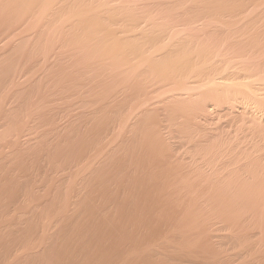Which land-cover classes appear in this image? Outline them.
I'll list each match as a JSON object with an SVG mask.
<instances>
[{
    "label": "rangeland",
    "instance_id": "rangeland-1",
    "mask_svg": "<svg viewBox=\"0 0 264 264\" xmlns=\"http://www.w3.org/2000/svg\"><path fill=\"white\" fill-rule=\"evenodd\" d=\"M36 1H34V0H26V1L25 0H21V1L20 0H0V43H2V41H3V43L0 45V72L2 74V75L0 74V84H1V86H4V87H2L3 90H4V88L7 89L4 92L3 90H1V87H0V90H1L0 92H2L4 94L3 95L2 93H0V145H1L0 146V158L1 157L3 158V156H4V158H5V156H9L8 158L7 157L5 158L6 161H5V159H3L4 161H1L2 158L0 160L1 161L0 163H3V164H0V178H2L3 179L2 181L4 182V183L0 182V183L4 184V185H2L4 187H2L0 184V189L5 190V191L3 190L2 195L0 194V202H1L0 204H3L2 206L4 207L3 208L2 206H0V210L3 211V214H2V212H0L1 213L0 216L1 217L3 216L2 218H4L2 220V218L0 217V220H2V221H0V225L2 224L3 225L2 227L5 228V229H3L0 226V229H1L0 232L4 231V233H0V241L4 245L6 244L4 246L0 243V247L2 246V248L5 250V251L1 250L2 248L0 249L1 250L0 252L3 253V255H1V258H0V264H55V263L56 264H103L102 262H104V264H107L108 261H106L105 259L108 260V258H111V260L113 262L112 261H110V262L112 264H119V263H117V262H119L118 261L119 257L123 258V260L119 259V260H121V262L123 264H124V262H125V264L126 263L136 264V262L139 264H147V263L148 264H151V263L152 264H154V263L155 264H164V261H162V260H164L163 259L164 254H170L172 257L174 256L175 258L180 259L184 262H188L190 259H191V262H194V263L196 261L200 262V260L203 256L204 257L208 256L212 259V261H211L212 264L214 262L216 264H218V263H220V264H228V263L229 264H243L244 261L242 260V258L239 259L236 256V254L239 252H242V251H244L243 253H247L246 251H248V250L247 249L244 250L241 248H238V250H237V248L232 247V245L230 243H227V242H229L227 237L232 232V227H231L232 221H230V219L232 220V217H230V216L228 217V215H226L229 213V210H226V209H229V208L224 207L222 205V203L220 202L221 198H218L216 196H215L216 198L213 197L214 194L210 193L208 189L205 190L206 189L205 186H203L201 183L194 182L193 179L191 180L190 178H193L192 175L189 178V174H191V171H192V170H189V169H191L190 164H189L190 161H192V159H194V157L195 158H202V159H200L203 162V163L200 162V165L202 166L205 162V159L207 158L206 157L203 160V157H201V155L200 156L197 155V156L193 157V155L191 153H189L190 151L195 149V147L198 145V143H197L198 141H201L204 139L203 132L201 133L198 129L195 130V128L191 127L192 124L193 125L195 124L196 120H194V118L192 119V117L189 115L188 112L183 113L182 110H174V109L172 110V108L168 107V105H165L166 108H164L165 107L164 103L167 104V102H164V100L168 96L161 95L159 97L158 94L156 95V92H155L156 89H154V88H158V86L153 88L152 86H156L155 83H153V82L143 83V85L145 86V88H144V86L142 84H139L138 77H136V74L134 75L133 73L131 74L130 72L129 73L123 72L126 75L125 76L121 70V69H123V71H124L125 67L118 65L117 60L120 58V55L118 56L119 52L121 53L122 49H124V45L126 46V43L124 44L123 41H121L122 37L124 38V36L126 34L128 36H132V35H135V32H136V34H139V32L143 33V31L148 32L150 30H155L156 27H157V29L155 31L158 33H164V31H166L167 29L169 31H172L171 30L172 26L166 27L167 25H170L168 23H171V22H173V23H171L173 26L181 29L182 27L185 28L186 26H188V24L190 25V21L192 20L194 23H196V25L194 23H192L195 26L194 25L189 26L188 32H192L194 27L197 28L196 26H200V25L204 24L202 22L208 21L207 19H210V21H213L215 19L216 20L215 22L219 21L220 23H218V24L220 25V27L222 29H225L227 27H233L234 28V24H240V23H242L241 21L244 22V23H242V25L245 28H248L252 24L256 23L257 26H259L261 24L260 26L262 27V29H264V19H263L264 18V3H263L264 0H242V1L241 0L240 1L239 0H226V1L225 0H201L202 3L200 2V0H156L157 2L154 0H150L151 3L153 1L155 2V3L153 2V4L158 3L157 5L159 7L161 6L160 8H158V6L151 4L150 2L148 3L147 0H128V1L127 0H122V1L121 0H112V1L106 0V2H105V0H103L102 3L99 0L98 1L94 0V3H93V0H84L83 3H82L83 0L82 1L80 0L81 2L76 1V0H70V1L68 0V3H67V0H61V1L60 0H58V1L54 0L55 3H54V1H51V0H41V1L36 0ZM47 1L49 4L47 3ZM113 1L116 3L118 1H120V2H118L119 7H121V6H123V7L119 8L117 5L113 6L114 4H116V3L111 4V2H113ZM32 2L34 4H32ZM50 2L53 3L54 5L53 4L50 5ZM77 2H78V4H77ZM109 2H110V4H109ZM143 2H144V4H143ZM21 3H23V4H21ZM24 3H25V5H24ZM35 3H37V4H35ZM127 3H131V6L129 4L127 5ZM163 3H164V5H163L164 7H162ZM167 3H169L171 6ZM253 3L260 5L259 7H257L258 9L256 8L257 9L256 11L253 10L254 8H250L253 5ZM44 4H45V6H44ZM101 4L102 5L106 4V5L102 6ZM148 4H149V6H148ZM165 4H167V5H165ZM244 4L245 5L247 4V6H245ZM110 5H111V7H110ZM23 6L25 9H27V8L28 9L25 10L23 8ZM43 6L45 8H47V10L45 8H43ZM55 6L58 7V9L55 8ZM63 6H64V8H63ZM68 6H70L69 9H67ZM76 6L77 7L79 6V7L77 8ZM88 6L90 8H88ZM125 6H126V8H125ZM134 6H136L137 9H136V7L134 8ZM49 7L51 10L48 9ZM52 7L55 8V10L58 12L53 10ZM80 7H81V9H80ZM96 7L97 8L102 7V9L99 8L98 9L99 11H98V10H96ZM112 7L114 8V11H112L113 10ZM130 7L132 8L131 10H130ZM174 7L177 10H175ZM183 7H185V9H187L189 11V13L187 12V10H186V12L183 11L184 10ZM86 8H87V10H86ZM103 8L107 9V10H104ZM117 8H118V10L120 9L121 14L119 13L120 11L118 12V10H116ZM161 8L164 10V12L170 10L171 12L174 11L177 13L176 14L171 13V12H168V13L165 12L164 13L163 10H161ZM193 8H195L196 12L194 11ZM197 8H199V9L196 10ZM246 8H248V9L250 8V9L248 10ZM44 9L46 10V12H43ZM72 9H73V12H72ZM135 9H136V12H135ZM141 9H143V11ZM148 9L149 10L151 9L152 11L151 10L148 11ZM4 10H5V12H4ZM65 10H67V12ZM69 10H70V12H69ZM94 10H96V11H94ZM101 10H104V11H101ZM108 10H109V12H108ZM124 10L126 12H127V10H129V11L127 13H125ZM179 10L181 11L180 13L183 12V14H186L183 16L184 18L182 17V14L180 15L178 13ZM190 10H192V12ZM204 10H206V11H204ZM259 10H260V12H259ZM21 11H22V13H23V11L24 12L26 11L25 12L26 14L24 13L25 15H21L20 14ZM90 11H92V12H90ZM153 11H155V12H153ZM193 11L195 13H193ZM200 11H201V13H200ZM202 11H203V14H202ZM16 12H18V13H16ZM40 12L42 15L38 14ZM50 12H51V14H50ZM80 12L81 13L83 12V14H81ZM85 12H87L88 15H87V13L85 15ZM89 12H90V14H89ZM95 12L97 14L99 12L100 13L97 15ZM102 12H104V13H102ZM110 12L112 14L114 13L113 15H115V16H113ZM144 12H146V13H144ZM149 12L150 13L153 12L156 16L151 15ZM252 12H253V14H252ZM2 13H4V14H2ZM13 13L17 17H15V15H13ZM63 13L66 16L68 14H70L68 16L72 17V18L69 19L68 16H67V18H66V16L64 17ZM73 13H75V14H73ZM94 13L97 15V17H96V15H94ZM122 13H123V15L124 14H126V15L122 16ZM136 13H138V14H136ZM139 13H141V15ZM187 13L189 14V16L191 15V17H189L187 15ZM197 13H200L202 16H200V14L198 15ZM60 14L62 17H64L63 19L61 18ZM78 14H81V15H78ZM109 14H110V16H109ZM127 14H130V15L128 16ZM149 14H150V16H149ZM170 14H172L171 16H173L172 20L170 19ZM177 14H179L180 16L178 15V17H177ZM194 14H195V16H194ZM213 14H214V16H213ZM259 14L262 16V19L259 18L260 17ZM49 15H51V17ZM72 15H74V16H72ZM105 15H107V16H105ZM165 15H166V17H165ZM209 15H211V16H209ZM225 15H226V17H225ZM258 15H259V17H258ZM75 16H80V18L75 17ZM88 16H89V18H88ZM100 16H102V17L100 18ZM117 16H118V19H116ZM121 16H122V18H121ZM132 16L135 17V19ZM144 16H146V17H144ZM158 16H159V18L157 19ZM174 16L176 18H174ZM54 17L57 20L62 19L61 21L65 22V25L63 23V26H65V29L62 28V30H60L62 32H59V33H61V34L58 33L59 36H57L55 40L49 41V43L47 45L49 47H52L51 48L52 50H51L46 44H44V47H46V48H43V44H39L42 40L40 42L38 40L43 39L42 42L43 43L46 42L45 37H47V34L44 33L45 35H43L44 31L41 33L42 29L44 28L43 26H45L43 24H46V23L48 24L51 21L50 19L54 18ZM83 17H85V18L83 19ZM106 17L108 19H106ZM125 17H126V19H124ZM138 17H139V19H138ZM142 17H144V18H142ZM149 17H151L152 19L150 18V20H145L146 18L149 19ZM202 17H204L205 19L204 18L202 19ZM238 17H239V19H238ZM73 18L75 20H77V19H79V20H77V22H75V20ZM81 18H82V20H81ZM93 18H96V19H93ZM102 18H104V19H102ZM164 18L165 19L167 18V19L165 20ZM177 18L184 25H182L180 23V21H178ZM188 18H189V20H188ZM195 18H196V21L193 20ZM246 18L248 19V21H246L247 20ZM7 19H8V21H7ZM43 19H44V21H41ZM48 19H49V21H48ZM64 19L66 21H68V23ZM114 19H115L114 23L117 24V22H118L119 26L118 25L116 26V24L111 22L113 24L112 25L110 23V21H108V20L113 21ZM155 19H157V24H155V22H156ZM244 19H245V21H244ZM121 20H123V21L121 22ZM128 20L129 21L132 20L133 22L129 23ZM139 20H141V21H139ZM154 20H155V22H154ZM158 20H159V22H158ZM258 20H259V22H257ZM81 21H83V22L86 21V23H83ZM95 21H97V22H95ZM150 21H153L154 23L150 22ZM199 21H202V22L199 23ZM238 21H240V22L238 23ZM80 22L82 23L81 26H83L82 28H83V30L85 29V31H83L81 26L78 25V23H80ZM91 22H93V23L91 24ZM100 22H102V23H100ZM143 22H144V24H143ZM162 22H163V24L166 22L167 25L166 24L163 25ZM247 22H249V24ZM33 23L35 25V28H34ZM123 23H125V24H123ZM137 23H138V25H137ZM176 23H179L182 26H180ZM197 23H199V25ZM245 23L248 26H246ZM257 23H259V24H257ZM38 24H40V26ZM72 24L74 26H71ZM84 24L88 25V26H84ZM96 24L98 27L96 26ZM99 24H101V25L99 26ZM107 24H108V27H107ZM122 24H123V26H122ZM130 24H132L133 27ZM154 24H155V26H154ZM76 25L79 26V27L77 26L78 29H77ZM109 25H111V26H109ZM114 25H115V28H113ZM135 25H137L136 27L138 29H136ZM140 25L141 26H147L146 28H148V29L146 30L144 28L145 30H143V28ZM94 26H96V27H94ZM120 26H122V27L118 28ZM126 26H128L129 28ZM163 26H165V28ZM192 26H194V27L190 28ZM87 27H89V28H87ZM93 27H94V29H91ZM110 27H112V28H110ZM98 28H99V30H98ZM124 28H126V30ZM149 28H150V30H149ZM162 28H163V30H161ZM10 29H11V31H10ZM12 29H13L14 33H13ZM14 29H16V30H14ZM190 29H192V30H190ZM8 30H9V32H11V34L8 33ZM121 30H124V31H122V34H121ZM82 31H83V33H81ZM88 31L91 33V36H90ZM31 32H32V34H31ZM70 32H72L73 34ZM78 32L80 34H78ZM123 32L126 34H124ZM25 33H26V35L29 33L31 36H29V34L27 36H29L30 38L32 37V38L28 39V37H25ZM93 33H96V35ZM195 33H197L199 35L201 34V32H199V31H196ZM87 34H89V35L87 36ZM127 35L125 37H127ZM203 35H206V34H203ZM16 36H18L20 39H18ZM81 36H83V37H81ZM118 36L121 37V39H119ZM3 37H8V38H6V40H5V38L3 39ZM87 37H89V39H87ZM21 38H26L25 44H24V42L22 43V41L19 42V40H21ZM110 38L112 40L115 38L114 42ZM201 38H203L205 40L207 37L201 36ZM8 39H11V41H8ZM13 39L15 40V42L13 41ZM16 40H18V42ZM49 40H52V39L50 38ZM116 40H118V41H116ZM170 40H169V42H170ZM36 41H37V43L38 42L39 43L36 44L35 43ZM108 41L111 43H108ZM4 42H8V43L4 44ZM27 42H29V43L31 42V43H35V44L32 45L30 43L31 44L30 45ZM105 42L107 43V45ZM118 42H119V44H117ZM12 43L14 45H16L17 47L12 45ZM263 43H264V40H263ZM9 44L11 47H9ZM100 44H102V46ZM108 44H110V45L108 46ZM122 44H123V46H122ZM27 45H29L31 49H33V47H35V45H36V47L32 51H30L31 49ZM98 45H100V46H98ZM111 45H113V46H111ZM117 45H120L119 48H117ZM114 46H116V47H114ZM26 47H27V50L30 51V52H28L29 55L27 53H25V52H27V50H25V52H24V54H26V62L28 61V59H30L28 62H30L31 60H32V62H30V64L27 62V64H26L25 60H23L22 63L23 64L25 63L23 65V64H21V61L19 59L20 58L23 59L24 54L22 52L14 54V52L16 53V51H18V50L24 51V49H26ZM38 47H40L41 49H38ZM98 48H100V49H98ZM101 48H102V50H101ZM5 49H7V52ZM36 49H38V50H36ZM44 49H46V50H44ZM48 49H49V51H51L52 54L50 52H49L50 54L47 53ZM105 50L106 51L110 50V51L105 52ZM116 50L118 52H115ZM6 53H7V55H5ZM13 54L15 55L14 58L10 59L13 56ZM19 54H23V57H21L22 55H19ZM45 54H47V55H45ZM17 55H19V57ZM43 55H45V58ZM95 55L97 57H95ZM116 55H117V57H116ZM16 56L18 58H16ZM46 58H48V60ZM17 59L20 62H17L16 61ZM4 60H5V62H4ZM7 60H8V62H7ZM15 61L17 63H15ZM65 63H67V64H65ZM31 64H33V66H30ZM40 64H41V66H40ZM99 64H101V65L99 66ZM104 64H106V65L104 66ZM1 65H3V66H1ZM38 66H40V67H38ZM116 66H119L120 68L121 67L122 68L119 69V67L117 68ZM11 67H13V68H11ZM16 69H17V71H16ZM118 69L120 71H118ZM65 70H67V71L64 72ZM3 71H5V72H3ZM19 71H20V73H18ZM24 71H26V72H24ZM78 71H80V74ZM108 71H110V72H108ZM12 72L13 73L15 72V73L13 74ZM120 72H121V74H120ZM4 74L5 75L8 74V75L5 76ZM16 74H18V76ZM22 74H25V76ZM123 75L125 76V79L123 78L124 77ZM7 76H8V79H7ZM59 76H60V78H59ZM130 76L131 77L134 76V77L128 78L126 80V78L130 77ZM19 77H22V78L19 79ZM112 78H113V81H112ZM35 79H37V80H35ZM131 79L133 81H129ZM3 80H5L6 82H4ZM10 80L14 81V83H11ZM17 80H19V81L17 82ZM40 80H42L43 82H38ZM123 80H126L127 83ZM30 81H32L34 83H31ZM49 81H51V82H49ZM91 81H93V82H91ZM135 81H137V82H135ZM15 82H17V83L15 84ZM43 83L49 87L44 86ZM57 83H59V84H57ZM132 83L136 86H134ZM4 84H6V85H4ZM29 84H30V86L31 85L35 86V84H36V86L35 87H30V86L28 87ZM42 84H43V86H42ZM50 85H52L53 87L50 88ZM91 85L93 86L92 88H91ZM10 86H12L13 88L12 87L10 88ZM64 87H67V88H64ZM129 87H132V88H129ZM136 87H139V88H136ZM142 87L144 90L142 89ZM35 88H37V89L39 88V89L36 90ZM42 88H44V90H40ZM151 88L153 90H151ZM15 89H16V91H15L16 94H15V92H13ZM28 89H29V91H28ZM53 89H55V90H53ZM71 89H72V91H70ZM18 90H22V93L20 94L21 91L19 92ZM56 90L60 91L61 93L64 91L65 92L62 94L60 93V95H59V94H57ZM23 91H25V92H23ZM141 91H143V92H141ZM152 91H154L155 94ZM28 92H29V95H28ZM43 92H44V94H42ZM48 92H50V93L55 92V94H52L55 97L54 96L52 97ZM71 92H72V94H71ZM151 92L154 95H156V97H154V95H152ZM35 93H38V94L36 95ZM6 94L8 97V102L6 100L7 99ZM13 94H14V96H13ZM18 94H20V95H18ZM48 94L50 97L48 96ZM140 94H142V95L139 96ZM62 95H63V97L60 98ZM46 96L49 97V98L47 97L48 100L46 99ZM56 96H58V97H56ZM145 96H146V98H145ZM151 96L154 98H151ZM32 97L33 98L35 97V98L31 99ZM139 97H140L141 102L139 101ZM21 99H23V100H21ZM28 99H30V100H28ZM40 99H43V101H41L42 103H39L40 104L39 105L38 103H36L37 102L36 100H40ZM44 99H46V100H44ZM151 99L155 100V101L151 102L150 101ZM11 100L14 103H11L12 102ZM59 100H61V101H59ZM44 101H46L47 104ZM92 101H93V103H92ZM133 101H134V103H133ZM157 101H159V102H157ZM161 101H162V103H161ZM25 102H26V104H25ZM33 102H35V104H33V106L30 105ZM38 102H40V101H38ZM67 102H69V103H67ZM23 103H24V105H22ZM86 103H87V105H86ZM131 103H133V104H131ZM148 103H150V105ZM10 104L12 106L16 107L15 108L16 113H14V111H13L14 107L12 108V106H11L12 110L9 109ZM138 104H140V105H138ZM35 105H37V106H35ZM47 105H48V107H47ZM80 105H81V107H80ZM144 105H146V106L148 105V107H146V106L144 107ZM152 105L155 106L154 110L151 109L153 107ZM138 106H141V110ZM158 106H160V108H158ZM133 108L135 110H134V112H131V109H133ZM136 108H138V109H136ZM144 108H145L146 112H144L142 110ZM150 109H151V111H149ZM168 109H169V111H168ZM212 109H214V107H212ZM220 110H223V109L219 105L215 106V110H212V113H211L212 116L211 117L213 118V121H212L213 124L211 123V125L209 127H212V128L219 127V128H226V129L233 130V127H232L233 117H232V115H230L229 113L227 115H226V113L219 115ZM119 111H120V113H118ZM135 111L136 112L138 111V112L135 113ZM155 111H157V112L159 111L160 117L163 116L164 118H167V121H164V120H166L164 118L160 119L159 116L157 115L158 113L157 112L154 113ZM167 111L170 113L171 117H169V113ZM176 111H178V112H176ZM214 111H216V112H214ZM79 112H82V113L85 112V113L82 114ZM147 112H150V113L147 114ZM179 112H180V114H179ZM50 113H52V114H50ZM95 113L96 114L98 113V117ZM129 113H131V114H129ZM139 113L140 114L145 113V114L140 116ZM171 113H173V115ZM24 114H25V116H24ZM128 114H129V116H128ZM153 114H155L154 117H152ZM182 114L183 115L185 114L184 116L187 117V118L185 117V119L187 121L185 119L183 120L182 118H179V115L182 116ZM53 115H54V117H53ZM156 115L158 116V118L156 117ZM176 115H178V117ZM187 115L190 116V118ZM215 115L217 116V118L218 117L219 118L217 119ZM224 115H226V116L224 117ZM9 116H11L10 120H8ZM139 116L143 117V118H141L142 120H140ZM148 116H150V118ZM172 116L175 118H172ZM184 116H182V117L184 118ZM213 116H215V117H213ZM23 117L27 118V120L24 119ZM28 117H30L31 119ZM43 117H45V118H43ZM15 118H17L16 121H15ZM21 118H23V120ZM156 118H157V121H155ZM168 118H170V120L173 121L174 123L170 122ZM176 118L178 120L180 119V121H182V124L187 123L186 125L183 126V127H185V129L182 127V124L181 125L177 124L179 122H177L178 120ZM19 119H20V121H18ZM32 119L34 120V122L31 121ZM144 119H146V120H144ZM151 119L152 120L155 119V120L149 121V122L147 121V120H151ZM9 121H13V122L15 121V122L10 123ZM135 121L138 122V127H136L137 125L135 124ZM142 121H143V123H142ZM189 121H190V124H188ZM56 122H58V123H56ZM79 122H81V123H79ZM162 122H164L163 127H165L166 129L162 127V125H163ZM156 123L159 125H156ZM216 123H217V125L214 126V124H216ZM222 123H223V125H221ZM30 124H34L33 126L35 127V130H33V127ZM151 124L152 125L155 124L153 126H156V128H158V126H159V129L161 128L160 130L158 129V132L155 134V136L159 135L158 139L156 136L157 140L160 139L159 138L160 136H163V138H165V136H166L165 139H162L161 141L159 140L160 142H163V144L158 143L159 141H157V140H154L155 137H154L153 133H151V131L156 132L157 130H153V128H155V127H153ZM35 125L41 126V128H39ZM125 125H126V127H125ZM149 125H151L150 126L151 129H150ZM187 125H190V126L186 127ZM230 125H231V127H230ZM24 126H26V129H24V131H22V128ZM132 126H134V127H132ZM61 127H62V129H61ZM129 127H131V128H129ZM135 127H136V129H135ZM6 129H7V131H6ZM38 129H40V131ZM162 129H164V130H162ZM167 129L169 131H170V129H172L171 131H172V133L173 132L174 133L170 134L171 131L168 133ZM173 129H174V131H173ZM180 129H181V131H180ZM186 129H188V130H186ZM98 130H99V132H98ZM148 130H149V133H148ZM20 131H21V134H20ZM131 131H133V133ZM159 131H160V133H162V131H164V132L166 131V132H165V134L163 132V135H162L159 133ZM43 132H45L46 135L43 134ZM184 132L187 136L183 134ZM7 133H8L9 139L7 137ZM41 133L43 134L42 136L45 135L46 139L43 138L44 140H40V141H39V139L36 140V138H40ZM76 133H77V135H76ZM150 133H151V135H150ZM38 134H40V135H38ZM195 134H196V136H195ZM74 135H76V137ZM132 135H133V137H132ZM171 135H173V136L175 135V138L171 137ZM191 135H193V137ZM24 136H26V137H24ZM129 136H131V137H129ZM145 136H147V137H145ZM151 136H153V137H151ZM185 136H186V138H185ZM117 138H119V139H117ZM168 138H169L168 145L171 144L169 147L167 145V139ZM173 138L175 140H173ZM191 138L193 139V141L189 140ZM138 139H141V140H138ZM151 139L156 144L152 143L153 141ZM117 140H119V141H117ZM145 140H147V141H145ZM133 141H134V143H133ZM140 141H142V143ZM148 141H150V142H148ZM189 141L192 144H190ZM31 142H32V144H31ZM91 142H93V143H91ZM129 142H132V143H129ZM193 142L196 143L197 145H195ZM17 143H19V144H17ZM178 143H180V144H178ZM44 144H47V146L46 145L44 146ZM139 144H141V145H139ZM172 144H175V145H172ZM18 145H19V147H18ZM38 145H39V147H38ZM148 145L149 146L152 145V147L149 148ZM157 145L158 146L160 145L162 148L164 147L165 150L164 149L161 150L162 148L160 146H159L160 148H158ZM176 145H178V146H176ZM32 146H36V147L32 148ZM67 146H70V147H67ZM126 146H128V147H126ZM125 147H126V149H125ZM128 148H129V150H127ZM131 148L132 149L137 148L139 150L138 152L140 153V156L136 150H135L136 151L135 152L134 149L132 150ZM99 149L101 151H99ZM113 149H115L116 151ZM154 149H156V150H154ZM157 149L161 153H158ZM167 149L169 151L172 150V152H169ZM181 149H185L186 151L181 150ZM187 149H188V152H187ZM97 150H98V152H97ZM124 150L127 152H125ZM144 150L146 152L149 151L150 152L149 155ZM175 150H176V152H175ZM32 151H35V152H32ZM177 151H180L182 153L177 152ZM14 152H16V155L13 154V156H12V153H14ZM130 153L133 154L134 156L129 155ZM142 153H143V155L141 156ZM170 153H174L176 155V158H174L175 155L172 154V159H171ZM17 154L20 156H17ZM52 154H53V156H52ZM144 156L145 157L147 156L149 158L146 157L147 159H145ZM162 156L165 158L166 161H164V163L166 162L167 165L163 164L164 159L161 158ZM168 156H169V158H168ZM181 156H182V158H181ZM184 156H186V157L184 158ZM92 157H93V159H92ZM118 157L122 158V160H124L125 162H123V161L119 162L121 159H119ZM134 157L136 159H134ZM137 158H140V160H137ZM183 158H184V160H183ZM186 158H187L188 163L186 162ZM88 160H90V163ZM174 160L176 161V162H174V165L176 167L178 166V164H181V163L183 165L185 164V166H187V165L188 166L186 168H184V166L181 164L178 167L184 168V170L183 169L179 170L178 167H177L178 170L176 169V167H175V170H173L174 169L173 162H169V161H174ZM100 161L104 162V163H101ZM128 161L132 162V164H135V165H131L130 163H126ZM145 161L150 162V164H152V165L148 164L147 162L144 163ZM183 161H185V163H183ZM83 163H85V165ZM176 163H178V164H176ZM91 164L93 165V168H92ZM168 164H169V167H168ZM170 164H172L173 169H170ZM90 165H91V167H90ZM121 165H122V167H121ZM141 166H143V168ZM203 166L205 167V169L212 168V166L210 164H208L207 161ZM1 167L3 168L2 170H1ZM148 167H149V169H148ZM165 167L168 169H166ZM188 167H189V169H187ZM113 168H114V170H113ZM138 168H140V170L142 169L141 171L143 172V174L142 173L139 174V172H141V171H138V170L135 171V169H138ZM133 169H134V171H133ZM168 171L170 172V174H172V175L175 174V175H173L171 177V175L168 173L170 175L169 176L166 173ZM75 172H77V173H75ZM133 172H135V173H133ZM9 173L14 174V175H10ZM176 173H179L182 175V177L180 176L181 179H179V174L176 177ZM4 174H6V175H4ZM58 174H59V176H58ZM106 174H108V176ZM156 174L160 175L161 177L158 176L159 177L158 178ZM185 174H187V175H185ZM7 175H9L10 177L9 176L7 177ZM116 175H118V176H116ZM137 176H139V177H137ZM183 176H186V177H183ZM173 177H174V179H178V180L174 181ZM161 178H163V179L161 180ZM184 178H185V180L187 178H189L190 179L189 181H188V179L186 180V182L188 181L189 183L185 182V184H184V181H185ZM7 180H9V181H7ZM133 180H134V182H133ZM52 181H54V182H52ZM24 182H26V183H24ZM143 183H145L146 185ZM180 183H181V187L179 185ZM190 184H191V188H189ZM175 185H177V186H175ZM101 186H103V187H101ZM174 186H175V188H174ZM45 187H46V189H45ZM179 188H180V190H179ZM193 188H194V190H193ZM30 189L32 192L34 191L33 194L31 193ZM145 189H148V190H145ZM55 190H56V192H55ZM192 190L194 191L195 194H193ZM195 190L198 193H196ZM27 191H29L30 193L28 194ZM175 191H176V193H175ZM185 191H186V193H185ZM201 191H204V192H201ZM66 192H67V194H66ZM179 192H180V195H179ZM188 192H189V195H188ZM64 193H65V195H64ZM206 193H208V194H206ZM68 194H69V196H68ZM181 195H182V197H181ZM56 196H57V198H56ZM1 197H2V199H1ZM60 197H61V199H59ZM201 197H202V199L200 200L199 198H201ZM3 198L5 201L3 200ZM8 198H10V199H8ZM181 198H183V199H181ZM70 199H71V201H70ZM210 199H212V201ZM215 200H219V201H215ZM188 201H189V203H188ZM67 202L69 203L68 206H67V204H68ZM196 202L197 203L199 202V204H197ZM211 202H213L214 204H212ZM35 203H36V206L38 204V207L35 206ZM190 203H191L192 207H191ZM201 203H203V207H202ZM70 204H71V206H70ZM187 205H189L190 207H188ZM204 205H206L208 208ZM58 206L59 207L63 206V208H65V207H68V208L58 209ZM216 207L217 208L219 207L218 209H220L221 207L222 208L224 207V209L223 210L221 209V211L223 212V214L226 213L225 216H221L223 214L219 210L217 213ZM185 208H186V210H185ZM213 208H215V209H213ZM43 210H45V211H43ZM201 210H202V212H201ZM17 211L21 215L20 214L18 215ZM40 211L41 212L43 211V213H40ZM193 211L195 214L198 212L197 214L200 216L192 213ZM65 212H67V213H65ZM25 213H26V215H25ZM63 213H64V216H65V214H67V215L64 217ZM213 213H214V215H213ZM54 214H58L59 216H56V215L53 216ZM217 214L219 216H221V218H216ZM60 215H61V217H60ZM218 215H217V217H218ZM19 216H21V217L23 216L24 218H26L25 220L28 219V221H26L24 223V221H25L24 218H23V220H24L23 221V220H21L22 218H20ZM202 217H203V219H202ZM223 217H225V218L222 219ZM87 218H88V220H87ZM204 218L205 219L210 218V220H207L205 222ZM212 218L214 221H211ZM13 219H14V221H13ZM48 219H50V220H48ZM184 220H187V221L185 222ZM227 220H229V221H227ZM57 221H58V223L56 224ZM192 221H194V222H192ZM15 222H16V224H15ZM84 222L86 223V225H84L85 224ZM4 223H6V224H4ZM192 223H193V225L196 224L198 226L195 225L193 227V225H191L192 226V228H191V226L189 224H192ZM202 223H203V225H205V227L203 225H202L203 227L200 226ZM222 223H224V224H222ZM225 223L226 224L229 223V225L228 224L226 225ZM18 224L21 227L20 226L18 227ZM29 225H30V227H29ZM41 225L43 227H41ZM47 225L49 226V228ZM45 226L49 229V231H48V229H46ZM6 227H7V230H6ZM178 227H179V230H177ZM225 227H230V228L225 229ZM26 228H27V230H26ZM33 228H34V230H33ZM182 228H184V229L182 230ZM188 229H191V230H188ZM210 229H214L215 231L210 230ZM13 230L14 231L19 230V233L21 235L17 231H15L16 232V235H15L13 233L14 232ZM38 230L40 232L43 230V232L45 234H47V236L45 234H43V237H42V233H40ZM50 230L52 231L51 233H50ZM221 230H224V231H221ZM228 230H230V231L228 232ZM183 231H186V232H183ZM85 232H86V234H85ZM178 232L179 233L181 232L182 235L179 234ZM255 232H257V231H255ZM199 233H203V235L205 237H207V241H208V243H202L201 242V246H202L203 250L205 249L204 250L205 253L202 256L199 255V251H200L199 246L200 245H198V244L197 245H190V247L184 246L182 249H187V252H189V253L186 252V255L185 254H178L177 256H175L177 254V252H175L174 249L177 247H181V246L188 243L189 240L186 239L187 237H185V236H188L189 234H194V236H198L196 234H199ZM205 233H206V235H205ZM49 234H51V235L49 236ZM216 234H218V235H216ZM20 236H22V238H20ZM183 236H184V238H183ZM51 237H53V238H51ZM74 237L77 239V241ZM221 237H223V238L225 237L226 239L225 238L221 239ZM71 238H72V240H71ZM218 238L221 239L222 241L218 240ZM31 239H32V241H31ZM208 239H210V241ZM211 239H212V241H211ZM13 240H15L14 243H12ZM51 240H53V242ZM167 241H169V243ZM181 241H182V243H181ZM56 242H57V244H56ZM214 242H217V243L221 242V243H223V245L219 244V243H218L219 244L218 245ZM44 243L47 244V246H45ZM177 243H178V246H177ZM196 243H194V244H196ZM32 244H33V246H31ZM210 244L212 246L214 245L215 249H211ZM224 244H226L227 246L226 245L224 246ZM174 245H176V246H174ZM171 246H174V247H171ZM66 247H67V249H66ZM186 247H188V248H186ZM217 247L219 249H217ZM220 247H222V248H220ZM31 248H32V250H31ZM44 248H46V249H44ZM231 248H233V250L227 251ZM146 249H148V250H146ZM153 249L156 250V252L160 251L161 254L162 253H164V254L161 255L159 252L156 253V252H154ZM208 249H210V250H208ZM12 250L14 252H12ZM56 250H58V251H56ZM136 250H139V251H136ZM223 250L224 251L226 250V251L224 252ZM17 251L19 253H20V251H22L23 254H22V252H21V254H19V253H17ZM42 251H44L43 256L45 257V261H44L45 263H43ZM129 251H131V253ZM210 251H212V252H210ZM49 252L51 255L49 254ZM207 252H209V253H207ZM2 253H0V254H2ZM6 253H9V256H8L10 259L9 263H7L8 259H7ZM80 253H82V254H80ZM87 253L90 255H88ZM149 253H151V254H149ZM11 254H13L15 256L11 257L10 256ZM24 254L27 256V259H24L25 257L21 256ZM154 254H156V255H154ZM187 254H188V256H187ZM193 254H195V255H193ZM231 254H233V255H231ZM49 255H50V259H49ZM143 255H145V256H143ZM152 255H153V257H152ZM191 255H193L194 259ZM218 255H220V256L218 257ZM224 255H226L227 258H225ZM117 256H118V259H117ZM156 256H157V258H156ZM198 256H200V257L198 258ZM221 256H222V258H221ZM263 256H264V254L254 253L251 257L249 256V258H247V260H250V262L248 264H253L252 262H254V264H264V257ZM31 257L33 258V260ZM98 257L99 258L101 257L100 259H102V257H103L105 261L100 260L102 262H99ZM129 257L132 259L134 258L133 259L134 263H133V261H129V259H130ZM137 257H139V258L137 259ZM187 257L189 258V260ZM228 257H230V258H228ZM18 258L22 261L21 263H20V260ZM38 258H39V261H38ZM213 258H214V261H213ZM261 258H262V260H261ZM11 259H14L13 262ZM116 259H117V262H116ZM139 259L141 261L145 260L147 263L145 261L143 263L142 262L140 263ZM3 260H5V261H3ZM15 260H17V261H15ZM26 260H28V262ZM224 261H226V262H224ZM85 262H87V263H85ZM110 262H109V264H111ZM122 263H120V264H122ZM194 263H190V264H194Z\"/></svg>",
    "mask_w": 264,
    "mask_h": 264
},
{
    "label": "bare ground",
    "instance_id": "bare-ground-1",
    "mask_svg": "<svg viewBox=\"0 0 264 264\" xmlns=\"http://www.w3.org/2000/svg\"><path fill=\"white\" fill-rule=\"evenodd\" d=\"M21 1V0H20ZM26 1V0H25ZM34 1H36V0H34ZM39 1H41V0H39ZM51 1H54V0H51ZM58 1V0H57ZM61 1V0H60ZM59 1V2H60ZM70 1V0H69ZM76 1H80V0H76ZM82 1V0H81ZM80 1V2H81ZM98 1V0H97ZM99 1H101V3H102V1L103 0H99ZM109 1V0H108ZM112 1V0H111ZM122 1V0H121ZM128 1V0H127ZM154 1H156V0H154ZM153 1V2H154ZM226 1V0H225ZM240 1V0H239ZM242 1V0H241ZM9 2V1H8ZM23 2V1H22ZM37 2V1H36ZM73 2V1H72ZM84 2V0L82 1V3ZM105 2H106V0H105ZM118 2H120V1H118ZM118 2L116 3V2H111V4L113 3H116V4H114L113 6H115V5H117L118 7H119V4H118ZM147 2L149 3H151V1L149 0H147ZM146 2V3H147ZM153 2L151 3V4H153ZM157 2V1H156ZM195 2V1H194ZM200 2H201V0H200ZM231 2V1H230ZM262 2V1H261ZM2 3V2H1ZM19 3V2H18ZM47 3H48V1H47ZM54 3H55V1H54ZM67 3H68V0H67ZM93 3H94V0H93ZM92 3V4H93ZM96 3V2H95ZM104 3V2H103ZM140 3V2H139ZM155 3V2H154ZM165 3V2H164ZM164 3L162 4V7H164L163 5H164ZM191 3V2H190ZM202 3V2H201ZM204 3V2H203ZM217 3V2H216ZM241 3V2H240ZM239 3V4H240ZM264 3V2H263ZM12 4V3H11ZM21 4H23V3H21ZM29 4V3H28ZM32 4H34L33 2H32ZM35 4H37V3H35ZM49 4V3H48ZM47 4V5H48ZM53 3H51L50 2V5H52ZM57 4V3H56ZM70 4V3H69ZM68 4V5H69ZM72 4V3H71ZM77 4H78V2H77ZM76 4V5H77ZM85 4V3H84ZM87 4V3H86ZM91 4V3H90ZM109 4H110V2H109ZM108 4V5H109ZM130 5L131 6V3H127V5ZM143 4H144V2H143ZM158 4V3H157ZM157 4H153V5H155V6H158ZM167 4H169V3H167ZM167 4H165V5H167ZM189 4V3H188ZM248 4V3H247ZM247 4L245 5V6H247ZM24 5H25V3H24ZM54 5V4H53ZM58 5V4H57ZM75 5V4H74ZM81 5V4H80ZM102 5V4H101ZM106 5V4H105ZM104 4L102 5V6H105ZM121 5V4H120ZM126 5V6H127ZM146 5V4H145ZM152 5V6H153ZM170 5V4H169ZM219 5V4H218ZM27 6V5H26ZM38 6V5H37ZM44 6H45V4H44ZM43 6V8H45ZM82 6V5H81ZM85 6V5H84ZM87 6V5H86ZM126 6H125V8H126ZM148 6H149V4H148ZM147 6V7H148ZM171 6V5H170ZM173 6V5H172ZM260 5L258 4H254L253 3V5L250 7V8H254L253 10H257L258 8L257 7H259ZM2 7V6H1ZM47 7V6H46ZM69 7L70 6H68V8L67 9H69ZM75 7V6H74ZM77 7V6H76ZM79 7V6H78ZM77 7V8H78ZM109 7V6H108ZM110 7H111V5H110ZM109 7V8H110ZM121 7H123V6H121ZM121 7H119V8H121ZM136 6H134V8H135ZM140 7V6H139ZM143 7V6H142ZM146 7V6H145ZM161 7V6H160ZM159 6H158V8H160ZM186 7V6H185ZM185 7H183V11H185L186 12V10L187 9H185ZM241 7V6H240ZM23 8H24V6H23ZM30 8V7H29ZM53 8V7H52ZM55 8H57L58 9V7H56L55 6ZM55 8H53V10H55ZM63 8H64V6H63ZM73 8V7H72ZM88 8H90L89 6H88ZM99 8H101L102 9V7H99ZM99 8H97L96 7V10H98ZM105 8V7H104ZM103 8V9H104ZM149 8V7H148ZM152 8V7H151ZM154 8V7H153ZM157 8V9H158ZM168 8V7H167ZM175 8V7H174ZM179 8V7H178ZM187 8V7H186ZM236 8V7H235ZM249 8V9H250ZM257 8V9H256ZM5 9V8H4ZM19 9V8H18ZM25 9V8H24ZM28 9V8H27ZM27 9H25V10H27ZM31 9V8H30ZM46 10H47V8H45ZM44 9V10H45ZM48 9H50V7L48 8ZM76 9V8H75ZM74 9V10H75ZM80 9H81V7H80ZM92 9V8H91ZM111 9V8H110ZM112 11H114V8L112 7ZM129 9V8H128ZM132 8L130 7V10H131ZM136 9H137V7H136ZM136 9H135V12H136ZM155 9V8H154ZM169 9V8H168ZM192 9V8H191ZM194 9V11H195V8H193ZM199 8H197L196 10H198ZM246 9H248V8H246ZM248 9V10H249ZM263 9V8H262ZM43 10V12H46V10L44 11ZM51 10V9H50ZM71 10V9H70ZM70 10H69V12H70ZM83 10V9H82ZM86 10H87V8H86ZM96 10H94V11H96ZM104 10H107V9H104ZM104 10H101V11H104ZM116 10H118V8L116 9ZM142 11H143V9H141ZM146 10V9H145ZM151 10V9H150ZM149 9H148V11H150ZM161 10H163L162 8H161ZM174 10V9H173ZM175 10H177L176 8H175ZM230 10V9H229ZM239 10V9H238ZM3 11V10H2ZM20 11V10H19ZM33 11V10H32ZM31 11V12H32ZM36 11V10H35ZM49 11V10H48ZM56 11V10H55ZM66 12H67V10H65ZM99 11V10H98ZM120 11V9L118 10V12ZM129 10H127V12H128ZM152 11V10H151ZM156 11V10H155ZM155 11H153V12H155ZM191 12H192V10H190ZM193 11V13H195ZM204 11H206V10H204ZM4 12H5V10H4ZM26 12V11H25ZM24 11H23V13H22V11L20 12V14L21 15H25L26 13H25ZM53 12V11H52ZM56 12H58V11H56ZM72 12H73V9H72ZM84 12V11H83ZM83 12L81 13V14H83ZM90 12H92V11H90ZM90 12H89V14H90ZM107 12V11H106ZM108 12H109V10H108ZM107 12V13H108ZM124 12L125 13H127L125 10H124ZM139 12V11H138ZM147 12V11H146ZM146 12H144V13H146ZM152 12V13H153ZM158 12V11H157ZM162 12V11H161ZM163 12H164V10H163ZM166 13H168V12H171L170 10H168V11H165ZM164 12V13H165ZM181 11L179 10V14L181 15L182 14V17L184 16V15H186V14H183V12L182 13H180ZM187 12L189 13V11L187 10ZM208 12V11H207ZM216 12V11H215ZM249 12V11H248ZM259 12H260V10H259ZM16 13H18V12H16ZM25 13V14H24ZM34 13V12H33ZM55 13V12H54ZM62 13V12H61ZM86 13L87 12H85V15H86ZM96 13V12H95ZM94 13V15H96ZM100 13V12H99ZM98 13V14H99ZM102 13H104V12H102ZM106 13V14H107ZM111 13V12H110ZM120 14H121V11L119 12ZM143 13V14H144ZM150 13V12H149ZM152 13H150L151 15H155L154 13L152 14ZM171 13H177V12H174V11H172ZM187 13V15L189 16V14ZM200 13H201V11H200ZM200 13H197L198 15L200 14ZM213 13V12H212ZM2 14H4V13H2ZM19 14V15H20ZM38 14H40V15H42L41 14V12L40 13H38ZM37 14V15H38ZM46 14V13H45ZM50 14H51V12H50ZM64 14V13H63ZM73 14H75V13H73ZM81 14H78V15H81ZM97 14V15H98ZM112 14V13H111ZM114 14V13H113ZM112 14V15H113ZM117 14V13H116ZM119 14V15H120ZM136 14H138V13H136ZM140 15H141V13H139ZM150 14H149V16H150ZM159 14V13H158ZM162 14V13H161ZM179 14H177V17H178V15ZM192 14V13H191ZM202 14H203V11H202ZM211 14V13H210ZM220 14V13H219ZM231 14V13H230ZM251 14V13H250ZM252 14H253V12H252ZM251 14V15H252ZM9 15V14H8ZM13 15H15L14 13H13ZM12 15V16H13ZM18 15V16H19ZM30 15V14H29ZM36 15V16H37ZM47 15V14H46ZM57 15V14H56ZM68 15H70V14H68ZM67 15V16H68ZM77 15V14H76ZM87 15H88V13H87ZM93 15V16H94ZM97 15H96V17H97ZM126 14H124L123 15V13H122V16H125ZM128 16L130 15V14H127ZM139 15V16H140ZM148 15V14H147ZM168 15V14H167ZM172 14H170V19L172 20V17L173 16H171ZM179 15V16H180ZM193 15V14H192ZM212 15V14H211ZM211 15H209V16H211ZM260 15V14H259ZM259 15H258V17H259ZM10 16V15H9ZM8 16V17H9ZM50 17H51V15H49ZM48 16V17H49ZM53 16V15H52ZM60 16H61V14H60ZM66 15L64 14V17H65ZM67 16H66V18H67ZM72 16H74V15H72ZM83 16V15H82ZM105 16H107V15H105ZM109 16H110V14H109ZM113 16H115V15H113ZM122 16H121V18H122ZM137 16V15H136ZM152 16V17H153ZM156 16V15H155ZM160 16V15H159ZM159 16L157 17V19L159 18ZM164 16V15H163ZM194 16H195V14H194ZM197 16V15H196ZM200 16H202L201 14H200ZM206 16V15H205ZM213 16H214V14H213ZM249 16V15H248ZM247 16V17H248ZM15 17H17L16 15H15ZM40 17V16H39ZM38 17V18H39ZM44 17V16H43ZM47 17V18H48ZM57 17V16H56ZM64 17H62L61 16V18L63 19ZM69 17V16H68ZM75 17H78V18H80V16H75ZM74 17V18H75ZM92 17V16H91ZM102 16H100V18H101ZM133 17V16H132ZM131 17V18H132ZM144 17H146V16H144ZM144 17H142V18H144ZM165 17H166V15H165ZM169 17V16H168ZM186 17V16H185ZM189 17H191V15L189 16ZM225 17H226V15H225ZM42 18V17H41ZM46 18V17H45ZM70 18H72V17H69V19ZM73 18V19H74ZM85 17H83V19H84ZM88 18H89V16H88ZM105 18V17H104ZM104 18H102V19H104ZM113 18V17H112ZM116 18V17H115ZM128 18V17H127ZM134 19H135V17H133ZM141 18V17H140ZM150 18L151 17H149V19H145V20H150ZM174 18H176L175 16H174ZM180 18V17H179ZM184 18V17H183ZM187 18V17H186ZM197 18V17H196ZM196 18L195 19H193V20H195L196 21ZM204 17H202V19H203ZM213 18V17H212ZM228 18V17H227ZM249 18V17H248ZM254 18V17H253ZM260 19H262V16L260 15V17H259ZM62 19H60V20H57V19H55V17L54 18H51L50 20V22L46 25V24H43V25H45V26H43L44 28V30L42 29V31H41V33L43 32V35H45V34H47V37H45L46 39H45V43H43L42 41H43V39H37L39 42V44H43V48H46V47H44V44H48L49 43V41H53V40H55L56 39V37L57 36H59L58 35V33L59 32H62V31H60V30H62V28H64L65 29V26H63V23H64V25H65V22L64 21H61ZM76 19V18H75ZM74 19V20H75ZM93 19H96V18H93ZM98 19V18H97ZM101 19V20H102ZM106 19H108L107 17H106ZM105 19V20H106ZM111 19V18H110ZM116 19H118V16H117V18ZM124 19H126V17L124 18ZM123 19V20H124ZM129 19V18H128ZM138 19H139V17H138ZM137 19V20H138ZM152 19V18H151ZM157 19H155L156 20V22H155V20H154V22H155V24H157ZM161 19V18H160ZM165 19V18H164ZM163 19V20H164ZM167 19V18H166ZM165 19V20H166ZM178 19V18H177ZM192 19V18H191ZM201 19V20H202ZM205 19V18H204ZM207 19V18H206ZM224 19V18H223ZM238 19H239V17H238ZM241 19V18H240ZM247 19V18H246ZM264 19V18H263ZM15 20V19H14ZM34 20V19H33ZM39 20V19H38ZM65 20V19H64ZM77 20H79V19H77ZM77 20H75V22H77ZM81 20H82V18H81ZM86 20V19H85ZM90 20V19H89ZM123 20H121V22L123 21ZM174 20V19H173ZM185 20V19H184ZM188 20H189V18H188ZM208 21H204V22H202V21H199V23L200 22H202V23H204V24H202V25H200V26H196L197 28H195L194 26L196 25V23H194L192 20L190 21V25L188 24V26H186L185 28H178V27H175V26H173L171 23H173V22H171V23H168V24H170V25H167V23L165 22L164 24H166L165 26L166 27H168V26H172L171 28V30L172 31H169L168 29L166 30V31H164V33H158V32H156L155 30L157 29V27H156V29L155 30H150V28H149V30L150 31H143V30H147L148 28H146L147 26H141L142 28H143V33L141 32H139V34H136V32H135V35H132V36H128L126 33H124V34H126L127 35V37H125L124 36V38L122 37V39H121V37H119L118 36V38L119 39H121V41H123V43L125 44L126 43V46L124 45V49H122L121 47V49H122V51H121V53L119 52V54H118V56L120 55V58L117 60L118 62V65H120V66H124L125 68H124V71H123V69H121L119 66H116L117 68L119 67V69H121L122 70V73L124 72V73H133L134 75L136 74V77H138V81H139V84H142L143 85V83H146V82H153V83H155V85L156 86H152L153 88L154 87H157L158 86V88H154V89H156V95L158 94L159 95V97L161 96V95H165V96H168L165 100H164V102H167V104H165L164 103V106L165 105H168V107H171L172 108V110L174 109V110H182L183 111V113H185V112H188L189 113V115L192 117V119L194 118V120H196V122H195V124L193 125L192 123V125H191V127H193V128H195V130L196 129H198L201 133L203 132V137H204V139L203 140H201V141H198L197 143H198V145L196 144V143H194L195 145H197L196 147H195V149L194 150H192V151H190L189 153H191L192 155H193V157L194 156H197V155H201V157H203V160L205 159V162H204V164L206 163V161H207V163L208 164H210L211 166H212V168H210V169H205V167L203 168L201 165H200V162L201 163H203L200 159H202V158H195L194 157V159H192V161H190V168L191 169H189V167L187 168V169H189V170H192L191 171V174H189V178H190V176L192 175L193 176V178H190L191 180L193 179V181L194 182H199V183H201L203 186H205V190H209V192L210 193H213L214 194V196L213 197H218V198H221L220 200V202L222 203V205L224 206V207H228L229 209H226V210H229V213L228 214H226V215H228V217L230 216V217H232V220L230 219V221H232V223H231V227H232V232L230 233V235L227 237V239L229 240V242H227V243H230L231 245H232V247H234V248H237V250H238V248H241V249H247L248 251H246L247 253H243L244 251H242V252H239V253H237L236 254V256L240 259V258H242V260L244 261V263L245 264H248L249 262H250V260H247V258H249V256L251 257L254 253H261V254H264V43H263V40H264V29H262V27L259 25V26H257L256 25V23H254V24H252L250 27H248V28H245L243 25H242V23H244L243 21H241L242 23H240V24H234V28L233 27H227V28H225V29H222L221 27H220V25L218 24V23H220L219 21H217V22H215L216 20L214 19L213 21H210V19H207ZM221 20V19H220ZM7 21H8V19H7ZM27 21V20H26ZM40 21V20H39ZM41 21H44V19L43 20H41ZM48 21H49V19H48ZM66 21V20H65ZM103 21V20H102ZM108 21H110V23L111 22H113L114 23V21H115V19L113 20V21H111V20H108ZM117 21V20H116ZM119 21V20H118ZM129 21V20H128ZM139 21H141V20H139ZM144 21V20H143ZM169 21V20H168ZM167 21V22H168ZM178 21H180L179 19H178ZM240 21H238V23L240 22ZM244 21H245V19H244ZM246 21H248V19L246 20ZM13 22V21H12ZM38 22V21H37ZM67 23H68V21H66ZM74 22V21H73ZM79 22V21H78ZM81 22H83V21H81ZM78 23V25H80L81 26V24L82 23ZM90 22V21H89ZM95 22H97V21H95ZM99 22V21H98ZM126 22V21H125ZM132 23L133 21L131 20V21H129V23ZM145 22V21H144ZM144 22H143V24H144ZM150 22H153V21H150ZM153 22V23H154ZM158 22H159V20H158ZM161 22V21H160ZM177 22V21H176ZM207 22V23H206ZM257 22H259V20L257 21ZM83 23H86V21L85 22H83ZM88 23V22H87ZM93 22H91V24H92ZM100 23H102V22H100ZM105 23V22H104ZM180 23H181V21H180ZM192 23H194V24H192ZM199 23H197L198 25H199ZM206 23V24H205ZM248 24H249V22H247ZM261 23V22H260ZM3 24V23H2ZM37 24V23H36ZM71 24V23H70ZM69 24V25H70ZM74 24V23H73ZM71 25V26H74V25ZM77 24V23H76ZM112 24V23H111ZM114 24H116V23H114ZM123 24H125V23H123ZM123 24H122V26H123ZM127 24V23H126ZM142 24V25H143ZM150 24V23H149ZM155 24H154V26H155ZM162 24H163V22H162ZM163 24V25H164ZM176 24H178V25H180L179 23H176ZM182 24V23H181ZM232 24V23H231ZM257 24H259V23H257ZM33 25H34V23H33ZM39 26H40V24H38ZM37 25V26H38ZM78 25H76V27L78 26ZM95 25V24H94ZM101 24H99V26H100ZM113 25V24H112ZM118 25V22H117V24H116V26ZM130 25H132V24H130ZM137 25H138V23H137ZM137 25H135V27L137 26ZM153 25V24H152ZM160 25V24H159ZM158 25V26H159ZM175 25V24H174ZM182 25H184V24H182ZM182 25H180V26H182ZM186 25V24H185ZM191 25H194V26H192V27H190V28H193V31L192 32H188V30H189V26H191ZM245 25L246 26H248L246 23H245ZM68 26V25H67ZM84 26H88V25H85L84 24ZM90 26V25H89ZM96 26H97V24H96ZM96 26H94V27H96ZM104 26V25H103ZM109 26H111V25H109ZM119 26V25H118ZM122 26H120V27H118V28H121ZM129 26V25H128ZM128 26H126V27H128ZM139 26V27H140ZM150 26V25H149ZM162 26V25H161ZM165 26H163L164 28H165ZM177 26V25H176ZM79 27V26H78ZM78 27H77V29H78ZM83 26H81V28H82ZM94 27L93 28H91V29H94ZM98 27V26H97ZM107 27H108V24H107ZM113 27V26H112ZM112 27H110V28H112ZM132 27H133V25H132ZM160 27V26H159ZM34 28H35V25H34ZM80 28V29H81ZM87 28H89V27H87ZM100 28V27H99ZM99 28H98V30H99ZM109 28V29H110ZM113 28H115V25H114V27ZM117 28V29H118ZM129 28V27H128ZM145 28V29H144ZM17 29V28H16ZM16 29H14V30H16ZM70 29V28H69ZM125 30H126V28H124ZM136 29H138L137 27H136ZM7 30V29H6ZM20 30V29H19ZM38 30V29H37ZM82 30H83V28H82ZM88 30V29H87ZM103 30V29H102ZM112 30V29H111ZM115 30V29H114ZM113 30V31H114ZM119 30V29H118ZM128 30V29H127ZM134 30V29H133ZM132 30V31H133ZM140 30V31H141ZM161 30H163V28L161 29ZM190 30H192V29H190ZM195 30V31H194ZM10 31H11V29H10ZM12 31H13V29H12ZM29 31V30H28ZM76 31V30H75ZM83 31H85V29L83 30ZM83 31L81 32V33H83ZM93 31V30H92ZM122 31H124V30H121V34H122ZM131 31V30H130ZM129 31V32H130ZM136 31V30H135ZM159 31V30H158ZM196 31H199V32H201V34L203 33V34H206V35H199V34H197V33H195ZM17 32V31H16ZM39 32V31H38ZM89 32V31H88ZM103 32V31H102ZM106 32V31H105ZM127 32V31H126ZM160 32V31H159ZM6 33V32H5ZM8 33L9 34H11V32H9V30H8ZM13 33H14V31H13ZM22 33V32H21ZM40 33V32H39ZM40 33V34H41ZM45 33V34H44ZM70 33H72V32H70ZM114 33V32H113ZM134 33V32H133ZM138 33V32H137ZM29 34V33H28ZM27 34V35H28ZM31 34H32V32H31ZM59 34H61V33H59ZM73 34V33H72ZM77 34V33H76ZM78 34H80L79 32H78ZM86 34V33H85ZM89 34H90V36H91V33L89 32ZM89 34H87V36L89 35ZM93 34H95L96 35V33H93ZM112 34V33H111ZM116 34V33H115ZM119 34V33H118ZM131 34V33H130ZM22 35V34H21ZM26 35V33H25V37H28V39L30 38L29 36H31L30 34H29V36H27ZM84 35V34H83ZM109 35V34H108ZM113 35V34H112ZM33 36V35H32ZM40 36V35H39ZM76 36V35H75ZM201 36L203 37V36H206L207 38L204 40L203 38H201ZM18 39H20L18 36H16ZM15 37V38H16ZM44 37V36H43ZM81 37H83V36H81ZM5 38V40H6V38H8V37H3V39ZM32 38V37H31ZM30 38V39H31ZM52 39V40H49V39ZM85 38V37H84ZM112 38V37H111ZM110 38V39H111ZM171 40H170V39ZM205 38V37H204ZM2 39V40H3ZM80 39V38H79ZM86 39V38H85ZM87 39H89V37H87ZM108 39V38H107ZM115 39V38H114ZM114 39L112 40L113 42H114ZM170 40V42H169V40ZM25 40H26V38H21V40H19V42L20 41H22V43L24 42V44H25ZM59 40V39H58ZM70 40V39H69ZM106 40V39H105ZM104 40V41H105ZM109 40V39H108ZM110 40V41H111ZM8 41H11V39H8ZM13 41L15 42V40L13 39ZM17 42H18V40H16ZM33 41V40H32ZM66 41V40H65ZM81 41V40H80ZM88 41V40H87ZM107 41V40H106ZM116 41H118V40H116ZM34 42V41H33ZM60 42V41H59ZM79 42V41H78ZM2 43H3V41H2ZM2 43H0V45L2 44ZM8 42H4V44H7ZM27 43H29V42H27ZM31 43V42H30ZM29 43V44H30ZM36 44H38L37 43V41L35 42ZM35 43H31L32 45L33 44H35ZM52 43V42H51ZM106 43V42H105ZM108 43H111V42H109L108 41ZM30 44V45H31ZM104 44V43H103ZM113 44V43H112ZM115 44V43H114ZM117 44H119V42L117 43ZM121 44V43H120ZM12 45H14L13 43H12ZM45 45V46H46ZM101 46H102V44H100ZM100 45H98V46H100ZM105 45V44H104ZM106 45H107V43H106ZM110 44H108V46H109ZM4 46V45H3ZM8 46V45H7ZM15 47H17L16 45H14ZM29 48H30V46L29 45H27ZM48 46V45H47ZM54 46V45H53ZM111 46H113V45H111ZM119 46L120 45H117V48H119ZM122 46H123V44H122ZM9 47H11L10 46V44H9ZM20 47V46H19ZM35 47H36V45H35ZM35 47H33V49L35 48ZM49 47V46H48ZM114 47H116V46H114ZM3 48V47H2ZM50 49L52 48V47H49ZM57 48V47H56ZM116 48V49H117ZM31 49V48H30ZM33 49H31L30 51H32ZM38 49H41L40 47H38ZM38 49H36V50H38ZM98 49H100V48H98ZM110 49V48H109ZM6 50V52H7V49H5ZM25 50H27V47H26V49H24V51L23 50H18V51H16V53L14 52V54H17V53H19V52H22L23 54H24V52H25ZM44 50H46V49H44ZM52 50V49H51ZM67 50V49H66ZM101 50H102V48H101ZM29 50H27V52H25V53H27L28 55H29V53L28 52H30ZM108 51V50H107ZM106 50H105V52H107ZM110 51V50H109ZM108 51V52H109ZM114 51V50H113ZM45 52V51H44ZM51 53V51H49V49H48V51H47V53L48 54H50ZM53 52V51H52ZM104 52V51H103ZM102 52V53H103ZM115 52H118L117 50L115 51ZM4 53V52H3ZM43 53V52H42ZM54 53V52H53ZM56 53V52H55ZM64 53V52H63ZM13 54V56L10 58V59H12V58H14V55ZM23 54H19V55H22L21 57H23ZM52 54V53H51ZM58 54V53H57ZM65 54V53H64ZM116 54V53H115ZM5 55H7V53L5 54ZM19 55H17L18 57H19ZM27 55V56H28ZM33 55V54H32ZM31 55V56H32ZM45 55H47V54H45ZM45 55H43L44 56V58H45ZM55 55V54H54ZM68 55V54H67ZM108 55V54H107ZM106 55V56H107ZM16 56V58H18ZM61 56V55H60ZM115 56V55H114ZM95 57H97L96 55H95ZM116 57H117V55H116ZM25 58V59H24ZM33 58V57H32ZM49 58V57H48ZM48 58H46L47 60H48ZM66 58V57H65ZM22 58H20L19 60L21 61V64H23L22 62H23V60H25V63L27 64V62L30 60V59H28V61L26 62V54H24V57H23V59L21 60ZM39 59V58H38ZM42 59V58H41ZM40 59V60H41ZM59 59V58H58ZM57 59V60H58ZM15 60V59H14ZM43 60V59H42ZM116 60V59H115ZM17 62H20V61H18V59L16 60ZM15 61V63H17ZM4 62H5V60H4ZM7 62H8V60H7ZM13 62V61H12ZM30 62H32V60L30 61ZM30 62H28L29 64H30ZM37 62V61H36ZM57 62V61H56ZM98 62V61H97ZM24 63V64H25ZM39 63V62H38ZM58 63V62H57ZM56 63V64H57ZM116 63V64H117ZM23 64V65H24ZM42 64V63H41ZM41 64H40V66H41ZM55 64V65H56ZM65 64H67V63H65ZM109 64V63H108ZM115 64V65H116ZM5 65V64H4ZM101 64H99V66H100ZM106 64H104V66H105ZM1 66H3V65H1ZM27 66V65H26ZM30 66H33V64H31ZM40 66H38V67H40ZM70 66V65H69ZM108 66V65H107ZM7 67V66H6ZM21 67V66H20ZM36 67V66H35ZM55 67V66H54ZM115 67V66H114ZM11 68H13V67H11ZM104 68V67H103ZM29 69V68H28ZM60 69V68H59ZM70 69V68H69ZM112 69V68H111ZM118 69V71H120ZM15 70V69H14ZM80 70V69H79ZM113 70V69H112ZM16 71H17V69H16ZM29 71V70H28ZM55 71V70H54ZM67 70H65L64 72H66ZM117 71V72H118ZM3 72H5V71H3ZM24 72H26V71H24ZM31 72V71H30ZM79 72V74H80V71H78ZM108 72H110V71H108ZM13 73V72H12ZM15 73V72H14ZM13 73V74H14ZM18 73H20V71L18 72ZM45 73V72H44ZM107 73V72H106ZM123 73V74H124ZM0 74H1V72H0ZM112 74V73H111ZM118 74V73H117ZM120 74H121V72H120ZM2 75V74H1ZM5 75V74H4ZM6 75H8V74H6ZM5 75V76H6ZM17 76H18V74H16ZM22 75H24L25 76V74H22ZM44 75V74H43ZM51 75V74H50ZM95 75V74H94ZM125 75V74H124ZM123 75V76H124ZM27 76V75H26ZM34 76V75H33ZM62 76V75H61ZM74 76V75H73ZM76 76V75H75ZM101 76V75H100ZM126 76V75H125ZM125 76L123 77L124 79H125ZM3 77V76H2ZM23 77V76H22ZM22 77H19V79L20 78H22ZM39 77V76H38ZM43 77V76H42ZM46 77V76H45ZM44 77V78H45ZM51 77V76H50ZM83 77V76H82ZM132 77H134V76H132ZM131 76L130 77H127L126 78V80L128 79V78H132ZM135 77V78H136ZM43 78V79H44ZM58 78V77H57ZM59 78H60V76H59ZM75 78V77H74ZM73 78V79H74ZM102 78V77H101ZM109 78V77H108ZM117 78V77H116ZM119 78V77H118ZM134 78V79H135ZM7 79H8V76H7ZM10 79V78H9ZM48 79V78H47ZM50 79V78H49ZM99 79V78H98ZM122 79V78H121ZM35 80H37V79H35ZM34 80V81H35ZM54 80V79H53ZM96 80V79H95ZM106 80V79H105ZM126 80H123V81H125L126 83H127V81ZM4 82H6L5 80H3ZM11 81V83H14V81H12V80H10ZM19 80H17V82H18ZM33 81V80H32ZM32 81H30L31 83H34V82H32ZM107 81V80H106ZM111 81V80H110ZM112 81H113V78H112ZM129 81H133L132 79L131 80H129ZM17 82H15V84L17 83ZM38 82H43L42 80H40V81H38ZM49 82H51V81H49ZM56 82V81H55ZM91 82H93V81H91ZM135 82H137V81H135ZM20 83V82H19ZM61 83V82H60ZM75 83V82H74ZM85 83V82H84ZM37 84V83H36ZM36 84H35V86H36ZM44 84V83H43ZM43 84H42V86H43ZM53 84V83H52ZM57 84H59V83H57ZM56 84V85H57ZM65 84V83H64ZM119 84V83H118ZM133 84V83H132ZM138 84V85H139ZM4 85H6V84H4ZM49 85V84H48ZM77 85V84H76ZM96 85V84H95ZM134 85V84H133ZM137 85V86H138ZM8 86V85H7ZM27 86V85H26ZM30 86V84L28 85V87ZM35 86H30V87H35ZM44 86H46V87H49V86H47L46 84H44ZM97 86V85H96ZM121 86V85H120ZM130 86V85H129ZM134 86H136V85H134ZM140 86V85H139ZM144 86V85H143ZM0 87H1V90H3L2 89V87H4V86H1V84H0ZM12 86H10V88H11ZM41 87V86H40ZM53 86L52 85H50V88H52ZM93 86L91 85V88H92ZM9 88V87H8ZM13 88V87H12ZM64 88H67V87H64ZM89 88V87H88ZM95 88V87H94ZM129 88H132V87H129ZM136 88H139V87H136ZM144 88H145V86H144ZM150 88V87H149ZM148 88V89H149ZM36 90H38L37 88H35ZM59 89V88H58ZM57 89V90H58ZM61 89V88H60ZM83 89V88H82ZM125 89V88H124ZM142 89H143V87H142ZM141 89V90H142ZM0 90V91H1ZM5 90H7V89H5L4 88V92H5ZM40 90H44V88H42V89H40ZM53 90H55V89H53ZM56 90V91H57ZM64 90V89H63ZM94 90V89H93ZM133 90V89H132ZM144 90V89H143ZM146 90V89H145ZM151 90H153L152 88H151ZM150 90V91H151ZM16 91V89L13 91V92H15ZM19 92H20V94L22 93V90H18ZM26 91V90H25ZM25 91H23V92H25ZM28 91H29V89H28ZM70 91H72V89L70 90ZM69 91V92H70ZM74 91V90H73ZM134 91V90H133ZM154 91H152V92H154ZM18 92V93H19ZM65 92V91H64ZM64 92H62V93H64ZM85 92V91H84ZM87 92V91H86ZM135 92V91H134ZM141 92H143V91H141ZM151 92V94L152 95H154L155 94V92H154V94ZM0 93H2V92H0ZM7 93V92H6ZM12 93V92H11ZM39 93V92H38ZM38 93H35L36 95L38 94ZM52 97L54 96V95H52V94H55V92H53V93H50V92H48ZM60 91H57V94H59L60 95ZM61 93V94H62ZM116 93V92H115ZM138 93V92H137ZM136 93V94H137ZM3 94V93H2ZM1 94V95H2ZM15 94H16V92H15ZM20 94H18V95H20ZM27 94V93H26ZM42 94H44V92L42 93ZM49 94H48V96H49ZM71 94H72V92H71ZM70 94V95H71ZM106 94V93H105ZM120 94V93H119ZM130 94V93H129ZM4 95V94H3ZM2 95V96H3ZM28 95H29V92H28ZM78 95V94H77ZM99 95V94H98ZM142 94H140L139 96H141ZM149 95V94H148ZM156 95H154V97H156ZM13 96H14V94H13ZM40 96V95H39ZM38 96V97H39ZM42 96V95H41ZM48 96H46V99L48 100V98L50 97H48ZM85 96V95H84ZM135 96V95H134ZM6 97H7V94H6ZM48 97V98H47ZM55 97V96H54ZM56 97H58V96H56ZM63 97V95L60 97V98H62ZM154 97H152L151 96V98H154ZM13 98V97H12ZM35 98V97H34ZM33 97L31 98V99H34ZM145 98H146V96H145ZM46 99H44V100H46ZM71 99V98H70ZM73 99V98H72ZM98 99V98H97ZM113 99V98H112ZM142 99V98H141ZM7 102H8V97H7ZM21 100H23V99H21ZM28 100H30V99H28ZM67 100V99H66ZM92 100V99H91ZM134 100V99H133ZM143 100V99H142ZM147 100V99H146ZM12 101V100H11ZM33 101V100H32ZM31 101V102H32ZM35 101V100H34ZM37 102L36 103H42L41 101H43V99H40V100H36ZM38 101H40V102H38ZM59 101H61V100H59ZM70 101V100H69ZM135 101V100H134ZM134 101H133V103H134ZM139 101H140V97H139ZM151 102L152 101H155V100H150ZM10 102V101H9ZM27 102V101H26ZM26 102H25V104H26ZM45 103H46V101H44ZM48 102V101H47ZM55 102V101H54ZM72 102V101H71ZM137 102V101H136ZM141 102V101H140ZM150 102V103H151ZM157 102H159V101H157ZM11 103H14L13 101L11 102ZM67 103H69V102H67ZM92 103H93V101H92ZM105 103V102H104ZM133 103H131V104H133ZM150 103H148L149 105H150ZM156 103V102H155ZM154 103V104H155ZM161 103H162V101H161ZM160 103V104H161ZM169 103V104H168ZM33 104H35V102H33V103H31L30 105H32L33 106ZM47 104V103H46ZM127 104V103H126ZM144 104V103H143ZM142 104V105H143ZM153 104V103H152ZM157 104V103H156ZM155 104V105H156ZM159 104V105H160ZM22 105H24V103L22 104ZM40 105V104H39ZM86 105H87V103H86ZM124 105V104H123ZM137 105V104H136ZM138 105H140V104H138ZM220 106L223 110H220L219 111V115H221V114H223V113H226V115L229 113L230 115H232V117H233V120H232V127H233V130H230V129H226V128H219V127H217V128H212V127H209L210 125H211V123H212V121H213V118L211 117L212 116V110H215V106ZM11 104H10V106H9V109H11ZM35 106H37V105H35ZM54 106V105H53ZM133 106V105H132ZM146 105H144V107H145ZM153 106V105H152ZM151 106V107H152ZM7 107V106H6ZM14 107V108H13ZM47 107H48V105H47ZM67 107V106H66ZM73 107V106H72ZM80 107H81V105H80ZM92 107V106H91ZM139 108H140V110H141V106H138ZM146 107H148V105L146 106ZM150 107V108H151ZM154 107L155 106H153L151 109L152 110H154ZM212 107H214V109H212ZM12 108L14 109L13 111H14V113H16V111H15V106H12ZM18 108V107H17ZM120 108V107H119ZM158 108H160V106H158ZM164 108H166V106L164 107ZM219 108V107H218ZM56 109V108H55ZM72 109V108H71ZM88 109V108H87ZM136 109H138V108H136ZM151 109L149 110V111H151ZM170 109V108H169ZM169 109H168V111H169ZM212 109V110H211ZM12 110V109H11ZM54 110V109H53ZM97 110V109H96ZM134 108L133 109H131V112H134ZM144 112H146L145 111V108L144 109H142ZM148 110V109H147ZM156 110V109H155ZM159 110V109H158ZM46 111V110H45ZM61 111V110H60ZM80 111V110H79ZM103 111V110H102ZM125 111V110H124ZM167 111V112H168ZM39 112V111H38ZM43 112V111H42ZM50 112V111H49ZM57 112V111H56ZM86 112V111H85ZM84 112V113H85ZM97 112V111H96ZM138 112V111H137ZM136 111H135V113H137ZM157 111H155L154 113H156ZM176 112H178V111H176ZM214 112H216V111H214ZM53 113V112H52ZM52 113H50V114H52ZM79 113H82V112H79ZM84 113H82V114H84ZM101 113V112H100ZM118 113H120V111L118 112ZM148 113H150V112H147V114ZM158 114V116H159V118L161 119H163L164 117L162 116V117H160V115H159V111L157 112ZM169 113V112H168ZM18 114V113H17ZM16 114V115H17ZM46 114V113H45ZM49 114V113H48ZM65 114V113H64ZM74 114V113H73ZM72 114V115H73ZM88 114V113H87ZM96 114V113H95ZM129 114H131V113H129ZM129 114H128V116H129ZM133 114V113H132ZM140 114V113H139ZM145 113H141L140 114V116H142V115H144ZM165 114V113H164ZM172 115H173V113H171ZM179 114H180V112H179ZM211 114V115H210ZM10 115V114H9ZM32 115V114H31ZM97 115V117H98V113L96 114ZM137 115V114H136ZM150 115V114H149ZM154 115L155 114H153V116L152 117H154ZM156 115V117L158 118V116ZM167 115V114H166ZM185 115V114H184ZM183 114H182V116H184ZM226 115H224V117L226 116ZM24 116H25V114H24ZM56 116V115H55ZM61 116V115H60ZM81 116V115H80ZM139 116V117H140ZM175 116V115H174ZM177 117H178V115H176ZM182 116H180L179 115V118H182L183 120L185 119V117L186 116H184V118L182 117ZM188 116V115H187ZM190 116H188L189 118H190ZM216 116V115H215ZM215 116H213V117H215ZM8 117V116H7ZM31 117V116H30ZM30 117H28V118H30ZM46 117V116H45ZM45 117H43V118H45ZM53 117H54V115H53ZM69 117V116H68ZM124 117V116H123ZM149 118H150V116H148ZM169 117H171L170 116V113H169ZM10 118H11V116H9V119L8 120H10ZM24 119H26L27 120V118H25V117H23ZM23 118H21L22 120H23ZM34 118V117H33ZM58 118V117H57ZM56 118V119H57ZM72 118V117H71ZM89 118V117H88ZM127 118V117H126ZM130 118V117H129ZM141 118H143V117H140V120H142ZM157 118H156V120L155 121H157ZM172 118H175V117H173L172 116ZM187 118V117H186ZM216 118H217V116H216ZM219 118V117H218ZM217 118V119H218ZM31 119V118H30ZM38 119V118H37ZM164 119H166V120H164V121H167V118H164ZM169 119V121L170 122H172V123H174L173 121H171L170 120V118H168ZM177 119V118H176ZM181 119V120H182ZM216 119V120H217ZM17 120V118H15V121ZM75 120V119H74ZM92 120V119H91ZM95 120V119H94ZM119 120V119H118ZM137 120V119H136ZM144 120H146V119H144ZM154 120H147L148 122L149 121H154ZM178 120V119H177ZM186 120V119H185ZM189 120V119H188ZM14 121V122H15ZM18 121H20V119L18 120ZM31 121H33L34 122V120L32 119ZM126 121V120H125ZM124 121V122H125ZM134 121V120H133ZM132 121V122H133ZM139 121V120H138ZM187 121V120H186ZM193 121V120H192ZM226 121V120H225ZM10 123H14L13 121H9ZM36 122V121H35ZM49 122V121H48ZM177 122H179V123H177V124H182V121H180V119L177 121ZM39 123V122H38ZM56 123H58V122H56ZM60 123V122H59ZM79 123H81V122H79ZM104 123V122H103ZM134 123V122H133ZM142 123H143V121H142ZM158 123V122H157ZM156 123V125H159V124H157ZM163 123V125H162V127L164 126V122H162ZM161 123V124H162ZM46 124V123H45ZM54 124V123H53ZM66 124V123H65ZM87 124V123H86ZM99 124V123H98ZM135 124L137 125L136 127H138V122H136L135 121ZM167 124V123H166ZM176 124V123H175ZM176 124V125H177ZM187 124V123H186ZM186 124H182V127L184 126V125H186ZM188 124H190V121H189V123ZM213 124V123H212ZM231 124V123H230ZM9 125V124H8ZM30 125H32V127H33V130H35V127L33 126L34 124H30ZM47 125V124H46ZM72 125V124H71ZM95 125V124H94ZM93 125V126H94ZM152 125V124H151ZM151 125H149V127L151 126ZM153 125H155V124H153ZM152 125V126H153ZM215 125H217V123L216 124H214V126ZM221 125H223V123L221 124ZM17 126V125H16ZM35 126H37V127H39V128H41V126H38V125H35ZM63 126V125H62ZM74 126V125H73ZM188 126H190V125H187L186 127H188ZM225 126V125H224ZM8 127V126H7ZM12 127V126H11ZM29 127V126H28ZM125 127H126V125H125ZM124 127V128H125ZM132 127H134V126H132ZM136 127H135V129H136ZM153 127H155L156 128V126H153ZM190 127V128H191ZM230 127H231V125H230ZM56 128V127H55ZM107 128V127H106ZM129 128H131V127H129ZM153 128V130H157L156 132H153V131H151V133H153V135H154V137H155V139L154 140H157L158 139V136H157V139H156V136H155V134L158 132V129H159V126H158V128ZM163 128H165V127H163ZM184 129H185V127H183ZM192 128V129H193ZM17 129V128H16ZM24 129H26V126H24L23 128H22V131H24ZM28 129V128H27ZM45 129V128H44ZM54 129V128H53ZM61 129H62V127H61ZM72 129V128H71ZM113 129V128H112ZM127 129V128H126ZM150 129H151V127H150ZM161 129V128H160ZM159 129V130H160ZM166 129V128H165ZM175 129V128H174ZM174 129H173V131H174ZM21 130V129H20ZM39 131H40V129H38ZM83 130V129H82ZM142 130V129H141ZM162 130H164V129H162ZM168 130V129H167ZM172 129H170V131H171ZM176 130V129H175ZM186 130H188V129H186ZM194 130V131H195ZM6 131H7V129H6ZM5 131V132H6ZM17 131V130H16ZM45 131V130H44ZM58 131V130H57ZM86 131V130H85ZM105 131V130H104ZM169 130H168V133L170 132ZM180 131H181V129H180ZM179 131V132H180ZM191 131V130H190ZM14 132V131H13ZM26 132V131H25ZM34 132V131H33ZM98 132H99V130H98ZM127 132V131H126ZM132 133H133V131H131ZM163 132L164 131H162V133H160V131H159V133L160 134H162L163 135ZM166 132V131H165ZM165 132H164V134H165ZM186 132V131H185ZM185 132L183 133L184 135H186L185 134ZM15 133V132H14ZM28 133V132H27ZM63 133V132H62ZM86 133V132H85ZM101 133V132H100ZM148 133H149V130H148ZM151 133H150V135H151ZM174 133V132H173ZM172 133V131L170 132V134H173ZM176 133V132H175ZM188 133V132H187ZM20 134H21V131H20ZM43 134H45L46 135V133L45 132H43ZM42 133H41V135L40 134H38V135H40V138H36V140H38L39 139V141L40 140H44L43 138H45V135L44 136H42L43 135ZM54 134V133H53ZM106 134V133H105ZM124 134V133H123ZM181 134V133H180ZM15 135V134H14ZM61 135V134H60ZM76 135H77V133H76ZM76 135H74L75 137H76ZM22 136V135H21ZM73 136V137H74ZM137 136V135H136ZM187 136V135H186ZM186 136H185V138H186ZM192 137H193V135H191ZM195 136H196V134H195ZM7 137H8V139H9V136H8V133H7ZM18 137V136H17ZM24 137H26V136H24ZM64 137V136H63ZM66 137V136H65ZM71 137V136H70ZM129 137H131V136H129ZM132 137H133V135H132ZM145 137H147V136H145ZM151 137H153V136H151ZM171 137H174L175 138V135L173 136V135H171ZM181 137V136H180ZM190 137V136H189ZM2 138V137H1ZM14 138V137H13ZM19 138V137H18ZM81 138V137H80ZM143 138V137H142ZM160 139V141L162 140V139H165L166 138V136H165V138H163V136H160L159 137ZM173 138V140H175ZM46 139V138H45ZM76 139V138H75ZM91 139V138H90ZM100 139V138H99ZM115 139V138H114ZM117 139H119V138H117ZM137 139V138H136ZM148 139V138H147ZM197 139V138H196ZM62 140V139H61ZM64 140V139H63ZM72 140V139H71ZM84 140V139H83ZM95 140V139H94ZM138 140H141V139H138ZM137 140V141H138ZM150 140V139H149ZM152 140V139H151ZM159 140H157V141H159ZM168 140H169V138L167 139V145H168ZM189 140H191V141H193V139L191 138V139H189ZM5 141V140H4ZM33 141V140H32ZM59 141V140H58ZM81 141V140H80ZM101 141V140H100ZM115 141V140H114ZM117 141H119V140H117ZM145 141H147V140H145ZM153 141V140H152ZM158 142V143H161V144H163V142ZM178 141V140H177ZM57 142V141H56ZM70 142V141H69ZM78 142V141H77ZM104 142V141H103ZM141 143H142V141H140ZM148 142H150V141H148ZM174 142V141H173ZM190 142V141H189ZM196 142V141H195ZM11 143V142H10ZM91 143H93V142H91ZM90 143V144H91ZM96 143V142H95ZM108 143V142H107ZM129 143H132V142H129ZM133 143H134V141H133ZM152 143H155L154 141L152 142ZM181 143V142H180ZM180 143H178V144H180ZM188 143V142H187ZM6 144V143H5ZM17 144H19V143H17ZM23 144V143H22ZM31 144H32V142H31ZM65 144V143H64ZM75 144V143H74ZM122 144V143H121ZM156 144V143H155ZM160 144V145H161ZM177 144V143H176ZM189 144V143H188ZM190 144H192L191 142H190ZM47 146V144H44V146ZM106 145V144H105ZM104 145V146H105ZM139 145H141V144H139ZM159 145V146H160ZM171 145V144H170ZM170 145H168V147L170 146ZM172 145H175V144H172ZM1 146V145H0ZM4 146V145H3ZM6 146V145H5ZM147 146V145H146ZM149 146V145H148ZM158 146V145H157ZM158 146V148H160ZM164 146V145H163ZM176 146H178V145H176ZM17 147V146H16ZM18 147H19V145H18ZM31 147V146H30ZM34 147H36V146H32V148H34ZM38 147H39V145H38ZM67 147H70V146H67ZM126 147H128V146H126ZM126 147H125V149H126ZM150 147H152V145L151 146H149V148ZM186 147V146H185ZM7 148V147H6ZM27 148V147H26ZM98 148V147H97ZM104 148V147H103ZM146 148V147H145ZM162 148V147H161ZM69 149V148H68ZM72 149V148H71ZM70 149V150H71ZM132 149V148H131ZM130 149V150H131ZM134 149V151L136 150L137 151V153L139 154V156H140V153L138 152L139 150L137 149V148H133ZM132 149V150H133ZM164 149V147L161 149V150H163ZM22 150V149H21ZM27 150V149H26ZM113 150H115V149H113ZM121 150V149H120ZM127 150H129V148L127 149ZM131 150V151H132ZM154 150H156V149H154ZM165 150V149H164ZM168 150V149H167ZM181 150H185V149H181ZM190 150V149H189ZM24 151V150H23ZM80 151V150H79ZM99 151H101L100 149H99ZM107 151V150H106ZM116 151V150H115ZM122 151V150H121ZM125 151V150H124ZM135 151V152H136ZM143 151V150H142ZM145 151V150H144ZM157 151H158V149H157ZM169 151V150H168ZM186 151V150H185ZM32 152H35V151H32ZM97 152H98V150H97ZM125 152H127V151H125ZM146 152V151H145ZM169 152H172V150L171 151H169ZM175 152H176V150H175ZM177 152H180V151H177ZM187 152H188V149H187ZM18 153V152H17ZM41 153V152H40ZM118 153V152H117ZM122 153V152H121ZM146 153H148V155H149V151H147ZM158 153H161L160 151H158ZM165 153V152H164ZM180 153H182V152H180ZM3 154V153H2ZM13 154L14 155H16V152H14V153H12V156H13ZM19 154V153H18ZM17 154V156H20V155H18ZM29 154V153H28ZM77 154V153H76ZM84 154V153H83ZM123 154V153H122ZM121 154V155H122ZM127 154V153H126ZM137 154V155H138ZM168 154V153H167ZM171 154V159H172V154H174V153H170ZM40 155V154H39ZM129 155H131V156H134L133 154H129ZM143 155V153L141 154V156ZM151 155V154H150ZM175 155V154H174ZM183 155V154H182ZM23 156V155H22ZM43 156V155H42ZM52 156H53V154H52ZM94 156V155H93ZM97 156V155H96ZM102 156V155H101ZM124 156V155H123ZM8 158L9 156H5V158ZM47 157V156H46ZM106 157V156H105ZM108 157V156H107ZM147 157V156H146ZM145 156H144V158L145 159H147V158H149V157H147L146 158ZM159 157V156H158ZM186 156H184V158H185ZM2 158V157H1ZM1 158H0V160H1ZM4 158V156H3V158H2V160L1 161H4L3 159H5ZM78 158V157H77ZM84 158V157H83ZM119 158V157H118ZM160 158V157H159ZM161 158H163L164 160H163V164L164 165H167V163L165 164L164 163V161H166L165 160V158L162 156ZM168 158H169V156H168ZM174 158H176V155H175V157ZM178 158V157H177ZM181 158H182V156H181ZM184 158H183V160H184ZM73 159V158H72ZM92 159H93V157H92ZM91 159V160H92ZM96 159V158H95ZM100 159V158H99ZM113 159V158H112ZM111 159V160H112ZM119 159H121L119 162H121V161H123V162H125L124 160H122V158H119ZM133 159V158H132ZM134 159H136L135 157H134ZM142 159V158H141ZM189 159V158H188ZM46 160V159H45ZM71 160V159H70ZM137 160H140V158H137ZM153 160V159H152ZM156 160V159H155ZM162 160V159H161ZM181 160V159H180ZM190 160V159H189ZM0 161V162H1ZM5 161H6V159H5ZM44 161V160H43ZM51 161V160H50ZM67 161V160H66ZM78 161V160H77ZM89 161V163H90V160H88ZM95 161V160H94ZM104 161V160H103ZM110 161V160H109ZM108 161V162H109ZM70 162V161H69ZM101 162V161H100ZM107 162V161H106ZM116 162V161H115ZM142 162V161H141ZM147 161H145L144 163H146ZM154 162V161H153ZM169 162H173V165H174V162H176L175 160L174 161H169ZM186 162H187V158H186ZM12 163V162H11ZM101 163H104V162H101ZM112 163V162H111ZM126 163H130L131 165H135V164H132V162H130V161H128V162H126ZM148 164H150V162H147ZM181 163V162H180ZM183 163H185V161H183ZM188 163V162H187ZM0 164H3V163H0ZM55 164V163H54ZM53 164V165H54ZM78 164V163H77ZM84 165H85V163H83ZM82 164V165H83ZM110 164V163H109ZM114 164V163H113ZM176 164H178V163H176ZM182 164V163H181ZM181 164H178V166H180ZM92 165V164H91ZM91 165H90V167H91ZM98 165V164H97ZM100 165V164H99ZM106 165V164H105ZM150 165H152V164H150ZM159 165V164H158ZM157 165V166H158ZM183 165V164H182ZM187 165V164H186ZM89 166V165H88ZM117 166V165H116ZM140 166V165H139ZM144 166V165H143ZM143 166H141L142 168H143ZM148 166V165H147ZM177 166V167H178ZM184 166V168H186L187 166H185V164L183 165ZM182 166V167H183ZM13 167V166H12ZM80 167V166H79ZM78 167V168H79ZM87 167V166H86ZM89 167V168H90ZM121 167H122V165H121ZM145 167V166H144ZM167 167V166H166ZM165 167V168H166ZM168 167H169V164H168ZM175 165H174V169L172 168V164H170V169H173V170H175ZM176 167V169L178 170V168H179V170H181V169H183L184 170V168H181V167H178L177 168ZM59 168V167H58ZM82 168V167H81ZM88 168V167H87ZM92 168H93V165H92ZM91 168V169H92ZM99 168V167H98ZM161 168V167H160ZM209 168V167H208ZM3 168L1 167V170H2ZM75 169V168H74ZM90 169V170H91ZM148 169H149V167H148ZM155 169V168H154ZM166 169H168V168H166ZM165 169V170H166ZM102 170V169H101ZM105 170V169H104ZM113 170H114V168H113ZM131 170V169H130ZM141 171L140 170V168H138V169H135V171ZM161 170V169H160ZM186 170V169H185ZM4 171V170H3ZM2 171V172H3ZM8 171V170H7ZM92 171V170H91ZM121 171V170H120ZM133 171H134V169H133ZM144 171V170H143ZM155 171V170H154ZM22 172V171H21ZM94 172V171H93ZM96 172V171H95ZM115 172V171H114ZM117 172V171H116ZM130 172V171H129ZM157 172V171H156ZM75 173H77V172H75ZM107 173V172H106ZM133 173H135V172H133ZM137 173V172H136ZM140 173H142L143 174V172L141 171V172H139V174ZM167 174L169 173L170 174V172L168 171V172H166ZM165 173V174H166ZM3 174V173H2ZM10 175H14V174H11V173H9ZM102 174V173H101ZM158 174V173H157ZM156 174V175H157ZM168 174V175H169ZM178 174L179 173H176V177L178 176ZM4 175H6V174H4ZM19 175V174H18ZM64 175V174H63ZM88 175V174H87ZM107 176H108V174H106ZM171 175V177L173 176V175H175V174H170ZM169 175V176H170ZM185 175H187V174H185ZM9 175H7V177H8ZM58 176H59V174H58ZM111 176V175H110ZM116 176H118V175H116ZM142 176V175H141ZM158 176H160V175H157V177ZM182 177V175L181 174H179V179H181V177ZM4 177V176H3ZM10 177V176H9ZM33 177V176H32ZM65 177V176H64ZM92 177V176H91ZM133 177V176H132ZM135 177V176H134ZM137 177H139V176H137ZM144 177V176H143ZM152 177V176H151ZM161 177V176H160ZM170 177V178H171ZM183 177H186V176H183ZM5 178V177H4ZM12 178V177H11ZM104 178V177H103ZM102 178V179H103ZM107 178V177H106ZM111 178V177H110ZM117 178V177H116ZM159 178V177H158ZM169 178V177H168ZM189 178H187L188 179V181L190 180ZM6 179V178H5ZM131 179V178H130ZM148 179V178H147ZM163 178H161V180H162ZM173 179H174V177H173ZM186 179V180H187ZM3 179L2 178H0V182H3L2 181ZM12 180V179H11ZM15 180V179H14ZM64 180V179H63ZM176 180H178V179H174V181H176ZM184 180H185V178H184ZM186 180L184 181V184H185V182H186ZM7 181H9V180H7ZM99 181V180H98ZM113 181V180H112ZM116 181V180H115ZM114 181V182H115ZM155 181V180H154ZM168 181V180H167ZM172 181V180H171ZM187 181V182H188ZM52 182H54V181H52ZM59 182V181H58ZM86 182V181H85ZM84 182V183H85ZM117 182V181H116ZM133 182H134V180H133ZM141 182V181H140ZM139 182V183H140ZM186 182V183H187ZM4 183V182H3ZM6 183V182H5ZM17 183V182H16ZM15 183V184H16ZM24 183H26V182H24ZM119 183V182H118ZM189 183V182H188ZM1 184V186L2 185H4V184H2V183H0ZM83 184V183H82ZM143 184H145V183H143ZM29 185V184H28ZM61 185V184H60ZM85 185V184H84ZM99 185V184H98ZM110 185V184H109ZM146 185V184H145ZM180 185V187H181V183L179 184ZM27 186V185H26ZM34 186V185H33ZM51 186V185H50ZM116 186V185H115ZM162 186V185H161ZM175 186H177V185H175ZM175 186H174V188H175ZM187 186V185H186ZM190 186V187H189ZM188 187L189 188H191V184L189 185ZM194 186V185H193ZM192 186V187H193ZM2 187H4V186H2ZM30 187V186H29ZM101 187H103V186H101ZM100 187V188H101ZM137 187V186H136ZM164 187V186H163ZM179 187V186H178ZM184 187V186H183ZM7 188V187H6ZM185 188V187H184ZM32 189V188H31ZM31 189H30V191H31ZM41 189V188H40ZM45 189H46V187H45ZM141 189V188H140ZM160 189V188H159ZM4 190V189H3ZM3 190H1L0 189V194L2 195L3 194ZM8 190V189H7ZM23 190V189H22ZM33 190V189H32ZM54 190V189H53ZM145 190H148V189H145ZM172 190V189H171ZM175 190V189H174ZM179 190H180V188H179ZM178 190V191H179ZM193 190H194V188H193ZM192 190V191H193ZM5 191V190H4ZM38 191V190H37ZM80 191V190H79ZM184 191V190H183ZM189 191V190H188ZM196 191V190H195ZM34 192V191H33ZM33 192L31 191V193L33 194ZM55 192H56V190H55ZM201 192H204V191H201ZM19 193V192H18ZM21 193V192H20ZM27 193L29 194L30 192L29 191H27ZM53 193V192H52ZM82 193V192H81ZM175 193H176V191H175ZM182 193V192H181ZM185 193H186V191H185ZM196 193H198L197 191H196ZM209 193V194H210ZM27 194V195H28ZM66 194H67V192H66ZM117 194V193H116ZM183 194V193H182ZM193 194H195L194 193V191H193ZM206 194H208V193H206ZM53 195V194H52ZM64 195H65V193H64ZM82 195V194H81ZM179 195H180V192H179ZM186 195V194H185ZM188 195H189V192H188ZM23 196V195H22ZM68 196H69V194H68ZM47 197V196H46ZM181 197H182V195H181ZM189 197V196H188ZM215 197V198H216ZM26 198V197H25ZM56 198H57V196H56ZM178 198V197H177ZM184 198V197H183ZM183 198H181V199H183ZM208 198V197H207ZM1 199H2V197H1ZM8 199H10V198H8ZM45 199V198H44ZM51 199V198H50ZM59 199H61V197L59 198ZM67 199V198H66ZM88 199V198H87ZM190 199V198H189ZM194 199V198H193ZM200 200L202 199V197L201 198H199ZM204 199V198H203ZM3 200H4V198H3ZM2 200V201H3ZM32 200V199H31ZM38 200V199H37ZM176 200V199H175ZM179 200V199H178ZM211 201H212V199H210ZM209 200V201H210ZM214 200V199H213ZM5 201V200H4ZM70 201H71V199H70ZM215 201H219V200H215ZM7 202V201H6ZM46 202V201H45ZM176 202V201H175ZM194 202V201H193ZM206 202V201H205ZM204 202V203H205ZM1 203V202H0ZM37 203V202H36ZM36 203H35V206H36ZM52 203V202H51ZM57 203V202H56ZM55 203V204H56ZM68 203V202H67ZM181 203V202H180ZM188 203H189V201H188ZM197 203V202H196ZM212 204H214L213 202H211ZM64 204V203H63ZM75 204V203H74ZM107 204V203H106ZM197 204H199V202L197 203ZM202 204V207H203V203H201ZM3 204H0V206H2ZM69 205V203L67 204V206ZM78 205V204H77ZM190 205H191V203H190ZM219 205V204H218ZM5 206V205H4ZM70 206H71V204H70ZM83 206V205H82ZM188 207H190L189 205H187ZM204 206H206V205H204ZM3 207V206H2ZM6 207V206H5ZM30 207V206H29ZM33 207V206H32ZM36 207H38V204H37V206ZM42 207V206H41ZM178 207V206H177ZM191 207H192V205H191ZM207 207V206H206ZM205 207V208H206ZM224 207L222 208H220V209H218L217 207H216V209H217V213H218V210L219 211H221V209L223 210L224 209ZM4 208V207H3ZM25 208V207H24ZM61 208H63V206L62 207H59L58 206V209H61ZM66 208H68V207H65V208H63V209H66ZM72 208V207H71ZM74 208V207H73ZM85 208V207H84ZM83 208V209H84ZM103 208V207H102ZM208 208V207H207ZM14 209V208H13ZM26 209V208H25ZM32 209V208H31ZM76 209V208H75ZM81 209V208H80ZM145 209V208H144ZM169 209V208H168ZM194 209V208H193ZM213 209H215V208H213ZM27 210V209H26ZM30 210V209H29ZM34 210V209H33ZM55 210V209H54ZM73 210V209H72ZM82 210V209H81ZM185 210H186V208H185ZM189 210V209H188ZM199 210V209H198ZM197 210V211H198ZM212 210V209H211ZM15 211V210H14ZM31 211V210H30ZM43 211H45V210H43ZM43 211L41 212L40 211V213H43ZM63 211V210H62ZM61 211V212H62ZM66 211V210H65ZM83 211V210H82ZM207 211V210H206ZM209 211V210H208ZM213 211V210H212ZM0 212H2V214H3V211L2 210H0ZM34 212V211H33ZM64 212V211H63ZM190 212V211H189ZM201 212H202V210H201ZM222 212V211H221ZM17 213H18V211H17ZM24 213V212H23ZM22 213V214H23ZM37 213V212H36ZM65 213H67V212H65ZM87 213V212H86ZM192 213H194V211L192 212ZM198 213V212H197ZM196 213V214H197ZM20 213H18V215H19ZM48 214V213H47ZM53 214V213H52ZM115 214V213H114ZM195 214V213H194ZM195 214V215H196ZM211 214V213H210ZM222 214H223V212H222ZM225 214H223V215H221V216H225ZM0 215H1V213H0ZM21 215V214H20ZM25 215H26V213H25ZM28 215V214H27ZM59 216L58 214H54L53 216ZM67 214H65V216H66ZM78 215V214H77ZM193 215V214H192ZM198 215V214H197ZM212 215V214H211ZM213 215H214V213H213ZM218 215V214H217ZM217 215H216V218H221V216H219L218 215V217H217ZM46 216V215H45ZM52 216V215H51ZM63 216H64V213H63ZM64 216V217H65ZM116 216V215H115ZM198 216H200V215H198ZM202 216V215H201ZM205 216V215H204ZM203 216V217H204ZM1 217V216H0ZM3 217V216H2ZM1 217V218H2ZM20 218H22L21 220H23V216L21 217V216H19ZM60 217H61V215H60ZM59 217V218H60ZM187 217V216H186ZM194 217V216H193ZM203 217H202V219H203ZM9 218V217H8ZM79 218V217H78ZM206 218V217H205ZM204 218V221L206 222L207 220H210V218L209 219H205ZM225 217H223L222 219H224ZM4 218H2V220H3ZM26 218H24V220H25ZM77 219V218H76ZM107 219V218H106ZM113 219V218H112ZM130 219V218H129ZM197 219V218H196ZM195 219V220H196ZM215 219V218H214ZM2 220H0V221H2ZM7 220V219H6ZM23 220V221H24ZM48 220H50V219H48ZM87 220H88V218H87ZM110 220V219H109ZM188 220V219H187ZM187 220H184L185 222L187 221ZM200 220V219H199ZM216 220V219H215ZM226 220V219H225ZM13 221H14V219H13ZM12 221V222H13ZM26 221H28V219L27 220H25L24 221V223L26 222ZM52 221V220H51ZM50 221V222H51ZM81 221V220H80ZM189 221V220H188ZM198 221V220H197ZM211 221H214L213 220V218H212V220ZM227 221H229V220H227ZM4 222V221H3ZM54 222V221H53ZM52 222V223H53ZM87 222V221H86ZM181 222V221H180ZM191 222V221H190ZM192 222H194V221H192ZM7 223V222H6ZM6 223H4V224H6ZM19 223V222H18ZM58 223V221L56 222V224ZM85 223V222H84ZM199 223V222H198ZM15 224H16V222H15ZM20 224V223H19ZM18 224V227L21 225H19ZM27 224V223H26ZM76 224V223H75ZM200 224V223H199ZM206 224V223H205ZM222 224H224V223H222ZM226 224V223H225ZM228 225H229V223H227ZM226 224V225H227ZM11 225V224H10ZM53 225V224H52ZM84 225H86V223L84 224ZM181 225V224H180ZM179 225V226H180ZM190 226L191 225H193V223L192 224H189ZM196 225V224H195ZM195 225H193V227L195 226ZM203 225V223L200 225V226H202ZM213 225V224H212ZM1 227L3 226L2 224L0 225ZM6 226V225H5ZM32 226V225H31ZM48 226V225H47ZM196 226H198V225H196ZM204 227H205V225H203ZM202 226V227H203ZM21 227V226H20ZM29 227H30V225H29ZM41 227H43L42 225H41ZM46 227V226H45ZM201 227V228H202ZM3 228V227H2ZM48 228H49V226H48ZM47 227H46V229H48ZM173 228V227H172ZM176 228V227H175ZM181 228V227H180ZM191 228H192V226H191ZM197 228V227H196ZM199 228V227H198ZM221 228V227H220ZM223 228V227H222ZM226 228H230V227H225V229ZM3 229H5V228H3ZM16 229V228H15ZM22 229V228H21ZM63 229V228H62ZM151 229V228H150ZM174 229V228H173ZM184 228H182V230H183ZM218 229V228H217ZM1 230V229H0ZM6 230H7V227H6ZM26 230H27V228H26ZM29 230V229H28ZM33 230H34V228H33ZM41 230V229H40ZM177 230H179V227L177 228ZM176 230V231H177ZM187 230V229H186ZM188 230H191V229H188ZM209 230V229H208ZM210 230H214V229H210ZM11 231V230H10ZM14 231V230H13ZM15 231H17L18 233H19V230H15ZM13 232L15 235H16V232ZM31 231V230H30ZM39 231V230H38ZM48 231H49V229H48ZM175 231V230H174ZM194 231V230H193ZM215 231V230H214ZM213 231V232H214ZM221 231H224V230H221ZM230 230H228V232H229ZM255 231H257V232H255ZM40 232V231H39ZM52 231L50 230V233H51ZM182 232V231H181ZM179 233V234H181L182 235V233ZM183 232H186V231H183ZM205 232V231H204ZM0 233H4V231H2V232H0ZM40 233H42V237H43V234H45L44 232H43V230L40 232ZM56 233V232H55ZM70 233V232H69ZM78 233V232H77ZM177 233V234H178ZM12 234V233H11ZM13 234V235H14ZM20 234V233H19ZM63 234V233H62ZM85 234H86V232H85ZM173 234V233H172ZM176 234V233H175ZM21 235V234H20ZM46 236H47V234H45ZM51 234H49V236H50ZM56 235V234H55ZM165 235V234H164ZM168 235V234H167ZM180 235V236H181ZM196 235H198V236H194V234H189L188 236H185V237H187L186 239H188L189 241H188V243L187 244H185V245H183V246H181V247H177V248H175L174 249V251L175 252H177V254L175 255V256H177L178 254H185L186 255V252H187V249H182L184 246H189L190 247V245H200L199 247H200V251H199V255L200 256H202L205 252H204V250H203V248H202V246H201V242L202 243H208V241H207V237H205L204 235H203V233H199V234H196ZM205 235H206V233H205ZM215 235V234H214ZM216 235H218V234H216ZM23 236V235H22ZM22 236H20V238H22ZM60 236V235H59ZM80 236V235H79ZM83 236V235H82ZM87 236V235H86ZM174 236V235H173ZM28 237V236H27ZM51 238H53V237H51ZM75 238V237H74ZM179 238V237H178ZM183 238H184V236H183ZM225 238V237H224ZM223 237H221V239H224ZM68 239V238H67ZM76 239V238H75ZM221 239H219L218 238V240H221ZM226 239V238H225ZM49 240V239H48ZM71 240H72V238H71ZM167 240V239H166ZM209 241H210V239H208ZM14 241L15 240H13V242L12 243H14ZM31 241H32V239H31ZM52 242H53V240H51ZM64 241V240H63ZM76 241H77V239H76ZM184 241V240H183ZM211 241H212V239H211ZM214 241V240H213ZM217 241V240H216ZM222 241V240H221ZM38 242V241H37ZM45 242V241H44ZM145 242V241H144ZM168 243H169V241H167ZM197 242V243H196ZM0 243L2 244V245H4L1 241H0ZM46 243V242H45ZM44 243V244H45ZM51 243V242H50ZM59 243V242H58ZM85 243V242H84ZM160 243V242H159ZM180 243V242H179ZM181 243H182V241H181ZM194 243H196V244H194ZM214 243H216V244H222L223 245V243H221V242H214ZM56 244H57V242H56ZM81 244V243H80ZM218 244V245H219ZM6 245V244H5ZM4 245V246H5ZM16 245V244H15ZM40 245V244H39ZM59 245V244H58ZM112 245V244H111ZM226 244H224V246H225ZM17 246V245H16ZM31 246H33V244L31 245ZM45 246H47V244H45ZM137 246V245H136ZM174 246H176V245H174ZM174 246H171V247H174ZM177 246H178V243H177ZM206 246V245H205ZM212 245L210 244V248L211 249H215V246L212 248L211 247ZM227 246V245H226ZM28 247V246H27ZM60 247V246H59ZM97 247V246H96ZM117 247V246H116ZM2 248V246L0 247V249ZM10 248V247H9ZM17 248V247H16ZM33 248V247H32ZM32 248H31V250H32ZM170 248V247H169ZM186 248H188V247H186ZM198 248V247H197ZM220 248H222V247H220ZM226 248V247H225ZM44 249H46V248H44ZM66 249H67V247H66ZM82 249V248H81ZM89 249V248H88ZM113 249V248H112ZM134 249V248H133ZM156 249V248H155ZM165 249V248H164ZM217 249H219L218 247H217ZM1 250H4L3 248L1 249ZM0 250V251H1ZM29 250V249H28ZM35 250V249H34ZM146 250H148V249H146ZM154 250V249H153ZM158 250V249H157ZM208 250H210V249H208ZM230 250H233V248H231V249H229V250H227V251H230ZM5 251V250H4ZM3 251V252H4ZM10 251V250H9ZM8 251V252H9ZM38 251V250H37ZM41 251V250H40ZM56 251H58V250H56ZM92 251V250H91ZM136 251H139V250H136ZM214 251V250H213ZM224 251V250H223ZM226 251V250H225ZM224 251V252H225ZM12 252H14L13 250H12ZM21 252L22 251H20V253L17 251V253H19V254H21ZM29 252V251H28ZM44 251H42V257H43V263H45L44 261H45V257L43 256V253ZM124 252V251H123ZM130 253H131V251H129ZM128 252V253H129ZM153 252V251H152ZM154 252H156V250H154ZM159 253H160V251H158ZM158 252H156V253H158ZM167 252V251H166ZM165 252V253H166ZM210 252H212V251H210ZM0 253H2V252H0ZM187 253H189V252H187ZM207 253H209V252H207ZM234 253V252H233ZM14 254V253H13ZM13 254H11L10 256L12 257H14L15 255H13ZM18 254V255H19ZM22 254H23V252H22ZM49 254H50V252H49ZM80 254H82V253H80ZM88 254V253H87ZM126 254V253H125ZM140 254V253H139ZM149 254H151V253H149ZM161 254V253H160ZM159 254V255H160ZM162 254H164V253H162ZM161 254V255H162ZM218 254V253H217ZM216 254V255H217ZM1 255H3V253L2 254H0V258H1ZM6 255H7V259H8V262L7 263H9V253H6ZM30 255V254H29ZM51 255V254H50ZM50 255H49V259H50ZM65 255V254H64ZM84 255V254H83ZM88 255H90V254H88ZM119 255V254H118ZM146 255V254H145ZM145 255H143V256H145ZM154 255H156V254H154ZM193 255H195V254H193ZM193 255H191L192 257H193ZM231 255H233V254H231ZM21 256H24L25 258L24 259H27V256L24 254V255H21ZM126 256V255H125ZM147 256V255H146ZM182 256V255H181ZM187 256H188V254H187ZM190 256V257H191ZM200 256H198V258L200 257ZM220 255H218V257H219ZM225 256V258H227V256L226 255H224ZM53 257V256H52ZM86 257V256H85ZM111 257V256H110ZM116 257V256H115ZM136 257V256H135ZM151 257V256H150ZM152 257H153V255H152ZM185 257V256H184ZM254 257V256H253ZM257 257V256H256ZM264 257V256H263ZM6 258V257H5ZM4 258V259H5ZM32 258V257H31ZM40 258V257H39ZM39 258H38V261H39ZM99 258V257H98ZM101 258V257H100ZM99 258V262H102V261H100V260H104V258L102 257V259H100ZM130 258V257H129ZM139 257H137V259H138ZM156 258H157V256H156ZM188 258V257H187ZM221 258H222V256H221ZM228 258H230V257H228ZM6 259V260H7ZM19 259V258H18ZM17 259V260H18ZM23 259V260H24ZM75 259V258H74ZM117 259H118V256H117ZM117 259H116V262H117ZM119 259H122L123 260V258L122 257H119ZM118 259V261L119 262H117V263H122L121 262V260H119ZM131 259V260H130ZM129 259V261H133V263H134V258L132 259V258H130ZM163 259L164 260H162V261H164V264H190V263H194V262H191V259L189 260V258H188V262H184V261H182V260H180V259H177V258H175L174 256L172 257L170 254H164V256H163ZM193 259H194V257H193ZM192 259V260H193ZM211 258L210 257H202L201 258V260H200V262L198 261H196L194 264H212L211 263V261H212V259L210 260ZM235 259V258H234ZM238 259V260H239ZM2 260V259H1ZM12 260V262H13V260L14 259H11ZM17 260H15V261H17ZM20 260V259H19ZM32 260H33V258H32ZM47 260V259H46ZM76 260V259H75ZM81 260V259H80ZM106 261H108V263L107 264H109V262L110 261H112L111 260V258H108V260L107 259H105ZM104 260V261H105ZM136 260V259H135ZM221 260V259H220ZM219 260V261H220ZM255 260V259H254ZM261 260H262V258H261ZM3 261H5V260H3ZM27 262H28V260H26ZM50 261V260H49ZM54 261V260H53ZM84 261V260H83ZM86 261V260H85ZM145 261V260H144ZM144 261H141L140 259H139V262L141 263H143ZM213 261H214V258H213ZM227 261V260H226ZM226 261H224V262H226ZM258 261V260H257ZM19 262V261H18ZM22 261L20 260V263H21ZM33 262V261H32ZM51 262V261H50ZM62 262V261H61ZM113 262V261H112ZM146 262V261H145ZM4 263V262H3ZM82 263V262H81ZM85 263H87V262H85ZM103 264H104V262H102ZM111 263V262H110ZM147 263V262H146ZM151 263V262H150ZM215 263V262H214ZM213 263V264H214ZM243 263V264H244ZM253 264H254V262H252ZM257 263V262H256ZM259 263V262H258ZM56 264V263H55ZM112 264V263H111ZM123 264V263H122ZM124 264H125V262H124ZM126 264H129V263H126ZM132 264V263H131ZM136 264H139V263H137L136 262ZM148 264V263H147ZM152 264V263H151ZM155 264V263H154ZM216 264V263H215ZM218 264H220V263H218ZM229 264V263H228Z\"/></svg>",
    "mask_w": 264,
    "mask_h": 264
}]
</instances>
